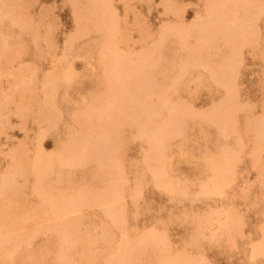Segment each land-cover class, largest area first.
I'll use <instances>...</instances> for the list:
<instances>
[{
  "label": "bare ground",
  "instance_id": "bare-ground-1",
  "mask_svg": "<svg viewBox=\"0 0 264 264\" xmlns=\"http://www.w3.org/2000/svg\"><path fill=\"white\" fill-rule=\"evenodd\" d=\"M36 1H35V3H37ZM70 1H73L76 4L78 3V2H76V0L75 1L74 0H70ZM127 1L128 0H126V2ZM137 1H139V0H137ZM172 1L173 0L169 1V3L172 2ZM197 1H199V0H197ZM209 1L208 0L204 1L203 0V3L205 2L204 5H206V3H208L207 6H206L207 8L206 9L204 8L206 12L203 11L204 13L207 14V16H205V17L201 16L200 17L198 15L197 18H195L196 15H197V14H195V17L192 18V21H191V18H189L188 19L189 21L187 20V22H182V23L178 22V24H176V25L172 23L173 25H175L174 27L177 26L176 28L173 27L174 29H172V26H171L172 24L170 25V23H168L170 25V30L168 28V30H169L168 33L166 31L163 32V30H162L163 28L162 27L165 26L164 27V29H165L169 25L166 23L167 24V26H166V25H164L162 23L163 25L161 27L162 28L161 32H163V33L162 34H158V35H160L159 37H158V35H156V38L158 37V40H156L154 42V43H157V44H155L157 46L158 42H160V43H164L165 42L164 40H163V42H161V40H162L161 37H164L165 40H166V38H169L172 35L177 37L176 39H177L178 43H177V41L175 42V40H174V42L176 44H178L179 47L181 45V48H182L181 50H183V52H185V54H186V55L184 54L186 57H181L182 56L181 53H179L180 55L178 56L179 58H183L184 59V60L182 59L184 62H182V63L180 62L181 63L180 66L183 68V74L182 75H184L187 72V70H190L193 67L201 66L202 68L201 67L200 68L202 69V71L203 70L207 71L205 73L210 72L209 76H210V80L212 79L213 84H216V85L219 84L221 86L220 87L218 85L222 89L221 94H220V99L218 100V102L214 101V102H216L217 105L216 106L215 105L212 106V105L209 104L210 107L206 108L207 110L206 109L203 110L205 106L202 107V109L199 108V109H201L202 112L199 111V109H196V111H194L195 108H197V107H195V108L192 107V109H190L191 106H192V104L190 105V103H188L189 106H190L189 109L186 108V107H188V105L187 106L185 105L186 109H184V107H183L184 105L182 104V106H181V103H179V102H181L183 100V99L180 100L179 98H177V92L179 91V89L177 87H179L178 86L180 84L179 76H181L180 74H179L178 77L176 76V74L178 72L177 70H178L179 65L177 66V68H174V70L176 69L175 70L176 71V73H175L176 78L171 83L172 85L170 84L171 80H168V83L170 85H168L169 87L167 86L168 88L166 90H164V87L161 86L160 83H159L160 86L163 87V88L160 89L159 88L160 86L159 87L156 86V85H159V84L158 83L156 84L155 81H157V80H156L155 76H154L155 77V79H154L155 81L154 82L150 81V77L153 80V76H150L151 75L150 74L151 73V68L156 63V58L159 57V56H157L158 54L155 52L157 50L154 49L155 47H153L154 45L152 44V42L150 43L152 45L149 44L151 46V48L147 47V49L146 48L141 49L142 47L139 46L141 48H137V50L135 49L136 51L134 49H133V51H131L130 50L131 47H128L127 48V50H128L127 53L130 50L131 54H130V52H129V54H124L122 52H125L126 50L120 49V50H122V51H120L119 48L118 49L116 48V46L118 47V44H120V43H121L120 45L125 44L124 41H123L124 43L122 41H120V40H122V38H124L123 35L125 34V32L123 34H120V36L118 38L119 40L116 37H114V36H115L116 33H120L119 31H121V32L123 31L122 29L124 28V26H126V23L122 24V27H121L122 29L121 30L118 28L119 27V23H118V19H117L118 15H116V10L117 9L115 10V8H116L115 0H87V2L89 3L88 5H90L91 8L95 9V10L93 12V16L89 13L91 11H87V16L86 15H83V16L85 18V21L88 20L87 17L88 18L91 17V19H89V21H91L92 17H93L94 20H92L93 23L90 26H92L94 28H98V31H100L101 34L103 35L102 38H104V39L101 38L103 43L101 41L102 44H100L101 46L102 45L103 46L102 47L99 46L100 48L98 50L100 52V50L102 48L101 51L103 53L101 52L102 54L101 53L100 54L103 55L104 58H100L102 60H101V62H98L99 60H93V59H90L89 57H87V58H85V61L83 62V65H85L86 63H89L91 61H95L97 63V66L96 65H93V66L90 65L88 68H85V69L83 68L80 72H74V70L70 66L69 59L76 57V55H79V53L73 52L72 41L77 39V37H79L81 39L80 35L82 34L83 31L86 32V29L88 27L87 26L85 28V26L87 24H84L85 21H84V19L81 18V14L78 15V13H74L76 15V17H74V19H72L73 20V24H74L73 29H72V33H71L72 35L70 34V36H69V34H68L69 37L68 36H67L68 38L66 37L67 40L70 38L69 39L70 43H68L69 40L66 42L67 46H68V44H69V46L67 47V46H65L66 44H64V48L65 47H67V48H65L63 50V52L60 55H58L59 59H57V62L55 63V66L52 69V72L49 71V73H48L47 70H46L44 77L46 76V78H47L46 73L48 74V77L51 76V75H53V77H52V79H51V77H49L47 79L45 78L46 79L45 80L46 85L43 84L44 87H45L43 98L41 100H39L40 98L37 97L38 95L36 96L37 98H39L37 100L44 102L45 104H47L50 107H53L49 111L50 115L46 114V117L44 118L45 124H46V126L44 127L45 129L44 130L41 129L42 127L40 125H38V126H40L41 128H39L37 126L38 128H36V129H38V130L40 129L41 132L40 133L37 132L33 136V138H32L33 139L32 140L33 145H31V141L27 145H26V143H23V142L21 144V141H23V140H20V138H21L20 137L19 138L20 145L15 147L16 148L15 150H17V151L15 152V150L13 151V149H12V151L14 152V154H12L13 155L12 157H13L14 164H11V165L8 164V165H10V166H7L8 168L4 164L5 170L7 169L6 173L5 172H4L5 174L2 173L3 174L2 176L0 174V244L10 243L12 245L13 249L15 250L14 256L9 257L7 260L0 261V264H38L37 263V259L42 256V251H41L42 248L40 249L37 246L38 250L37 249L34 250V247H33L32 243H31V241H32L31 238H33V234H34L32 232V229L36 230L37 226H36V229H35L34 228L35 227L34 224L31 227H29V225H28V222L33 220L35 217H38L39 219L43 220V221L38 220L39 223H37V222L35 223V225H38V227H39V224H42L44 226L45 224H43V223H45V222L48 223V222L51 221L50 223H53L52 221L54 219H58L59 220L56 223L54 222L53 224L49 225L47 228L49 229L50 232L53 230L54 236L58 237V239H59L61 233L65 234V239L61 242V248H60L61 254L59 253V258L61 260H63L64 262H67V260L71 258L73 249H76V248H77V250L78 249H81V250L84 249V250H82L83 253H84V251H85L84 246L86 244L88 246H90L89 243L87 242V240H88L87 238H89V240H90V237H91L90 235L92 233L91 234H87V232H86L89 226L86 227V230L83 228L84 231H85V233H83V234L87 235V238H86L81 233V231H80L81 229L77 230L80 227H82V223H81V226H80V222H81L80 220H82V219H80V220L67 219V218H64L63 215H64L65 212H67L71 208H76V209H82V207L84 208V206H82V205L88 204L89 202H91L92 198L98 199V200L101 199V200H105V201L109 200L111 202V200L118 199L117 197L120 196V195L118 196V194H121V197H123L122 193H119V192L121 191L120 190L121 187H122L121 184H123V183H121V180H123V179L120 178V175H122V173L124 171L122 172V169H121V168H123V166L119 167V165H120V160L123 159L122 158V156L124 155L123 153L127 149V144H124L125 141L123 139V134L128 129L127 127L130 124L131 125L129 126V128L131 126L133 127L134 125L138 126V130H137V126H134V127H136V130H137V131H134V132H136V133L139 132V134H141L144 137L143 143H145V145H146L147 153L149 152V150H151V149L153 150L154 149L153 154H151L150 157L144 156L145 157V158H143L144 160L142 159V163H145L144 165H146V167L148 169L146 171L149 172L150 176H152V181H153L152 184L155 183V185H153L154 187L157 186L156 188H158V187L161 186L160 189H162L163 186L172 187L173 185H171V183L174 182V184L176 185L175 188H177V186H178L179 190L178 189L175 190V188H171V190L173 189V191L170 193V191H171L170 190L169 191L170 194H172L173 192L175 193V191H176L177 195H178V192H179V193L182 194V195H180L181 197H183V195H184V197H186V193L185 192H187V190H189V188H191V189H197L195 191L196 193L195 194L193 193V195H192L193 198L195 196H197V197L199 196L200 197L202 195L203 196L205 195L204 197L209 196V195L210 196L213 195V196L217 197L216 195H218V196H224V198H225V195H226L225 193L226 192H224V191H226L233 184L232 182L234 180V177H232V176H234L237 172L241 171L240 162L243 161V159H245V156H243V154L241 153L242 152L241 149H243V147L240 148L237 145H235L237 143L233 144L232 142L230 144L226 143L225 146H223V147H221V145H219L218 146L219 147L218 153L215 156H209L207 154L196 155L195 153H191L190 151L185 150L182 146H180V143H179V147L176 150H172V151L170 149L167 150V147H169L168 146L169 145V141H171L172 138L174 140L175 136H177V135L180 136L182 131H184L183 130V125H184V128H186V126H189V124L187 125V123H188L187 120H189V122H190L191 121L190 118L193 117V119H195V117H199L200 116V113H202L201 115H202V117H204V120H202V118L200 117L199 120L201 122H199V123H202V124L204 123L203 125H207L208 126L211 122H214L217 126L220 127L219 130L220 129L223 130L222 127L223 128L225 127L224 129L229 127V129H227V130H229L230 133H232V134L233 133H237L240 130V129H236V126L235 127L233 126V123H234L233 121H235L237 119V117H236L237 113L236 112L239 111L238 109H240L241 106L243 107V105L245 104V103H243L244 99L247 98V94H244V91H245L244 83L246 82V74H245V70L242 67L241 56L244 57V58L247 57L245 55V53L243 52V48L247 44L250 45V42H254V44L251 43V46L255 45L253 47V49L258 47V46H256V44H258V43H255V42H257V40L259 38L258 37L259 31L256 30V31H258L257 34H256V32L254 31V28L252 29V27L255 25L253 23L254 22L256 23L255 20L257 19V16L260 15L259 13L263 12L262 10H263L264 7H262L261 5L262 4L264 5V2H263L264 0H262V1L259 0V2L261 3L260 5L256 2L257 3V4L255 3L256 6L253 5V4L257 0H252V1H250V0H214V1L209 0ZM27 2H29L30 4L27 3ZM122 2H123V0H122ZM124 2H125V0H124ZM129 2L130 1H128L127 3H129ZM161 2H163V3L166 2L167 3L168 1L164 0V1H161ZM244 2H247L245 4V6H244ZM22 3H23V1H22ZM41 3L43 4V2H41ZM62 3H64V2H62ZM70 3H72V2H70ZM23 4H25V5L29 4V6L32 7V4H31L30 0L29 1L27 0L26 2L24 1ZM23 4H21V5H23ZM122 4H124L126 6L125 3H122ZM156 4H159V2L156 3ZM160 4H162V3H160ZM45 5L44 6L48 9L47 5H49V4H45ZM53 5L55 6L54 3H53ZM160 6H164V4H162ZM166 6L170 7L171 4L170 5H166ZM178 6L181 7L182 4H179ZM185 6L186 5L182 6L181 8L184 9L183 7H185ZM189 6H191V5H189ZM22 7L20 6V3L19 2L17 3L15 0H0V59L2 57H6L5 59L8 58V59L11 60V58L14 57V53H12L13 50H11V49L14 48V44L15 43L14 44L12 43L11 47H10V45L6 46L8 44V43H6L7 42L6 40L9 39V38H14V39L19 38L20 40H23V35L21 34V31L22 30L24 31V29H26V27L28 28L29 24L30 25L32 24V23H29V21L27 19H26L27 21H23L24 18H25L23 16H25L26 14H29V13H25L24 12L25 15H23V11L25 10V7H23L24 10H22L23 9ZM30 7H27V8L29 9ZM40 7H41V9L38 8V10L42 11V9H43L42 5ZM73 7H74V5H73ZM126 7H127V9L131 8V6L130 7L126 6ZM133 7H134V5H133ZM169 7H167L168 12L172 13V11L169 10ZM172 7L173 6H171L170 9H172L174 11L173 13H175L177 10L176 9L174 10ZM177 7H174V8H177ZM69 8H70V6H69ZM91 8H90V10H91ZM124 8L125 7H123L122 9L124 10ZM202 8H203V5H202ZM51 9H52V7H51ZM53 9H52V11H53ZM74 9H76V8H72V10H74ZM127 9H125V11H123L124 12L123 14L127 13L126 12ZM163 9L166 10V8H163ZM238 9L242 10L241 13L239 14L240 17L239 16L238 17L235 16V13H237L236 15H238V12H237ZM85 10H87V9H85ZM164 10H163V14L165 15V13H167V12L164 11ZM179 10H180V8L178 9V11ZM43 11H44V9H43ZM80 11H84V10L82 9ZM259 11H262V12H259ZM47 12L48 11H46L45 13H47ZM49 12L51 13L50 10H49ZM179 12L182 13L183 11H179ZM179 12H176L177 15H178ZM38 13L42 14L43 12L41 13V12L38 11ZM170 13H167V14H170ZM167 14H166V16H167ZM172 14L170 16H174L175 15V14L174 15H172ZM35 15H37V14H35ZM52 15H54V14H52ZM42 16L44 17V14ZM134 16H137V15H134ZM48 17H50V16L48 15ZM124 17H123V19L125 20ZM142 17H144V16H142ZM28 18L31 19L32 17H28ZM45 18H47L46 15H45ZM50 18H52V20L54 19L53 16L50 17ZM56 18H55V20H56ZM176 18H177V16H176ZM180 18L181 17H179V15H178V19H180ZM37 19L39 21L42 18H38L37 17ZM37 19L34 22H38ZM135 19L137 20V18H135ZM46 20H48V19H46ZM52 20H50V21H52ZM132 20H134V19H132ZM50 21H48V22H49V25L51 26V22ZM41 22H38V25H42V24H40ZM48 22H46V23H48ZM124 22H126V21H124ZM135 22L136 21L129 22V23H133V25H134ZM141 22L143 23L144 21L142 20ZM141 22H138L139 26H140ZM166 22H168V20H166ZM138 23L136 24L137 26H138ZM234 24L237 27L236 29H239V31L238 30H236L234 32L231 31V32H233L231 34L230 30H233L232 27L233 28L235 27ZM252 24H253V26H252ZM49 25L47 24V26H46V24H45V26L44 25L42 26V34H44L43 33V29H46V28H43V27L49 28L50 27ZM88 25H89V23H88ZM127 25H128V23H127ZM133 25H128V26H131V28H134L135 25L134 26ZM244 25H246V26H244ZM263 26H264V23H263ZM241 27H243V28H241ZM254 27H257V25H255ZM258 27H259V30H261V24L260 23L258 24ZM32 28L33 27L30 26V29H32ZM34 29H36V27H34ZM38 29H39V27H38ZM50 29L51 28H49V30ZM140 29L143 30L142 28H140ZM263 29H264V27H263ZM28 30H29V28H28ZM28 30L26 29L25 31H28ZM124 30H126V28ZM135 30H137V28ZM46 31H48V30L46 29ZM52 31H53L52 32V34H53L54 30H52ZM87 31H89V30H87ZM98 31L96 32V29H95V32L99 33V35H100V32H98ZM146 31H148V29H146ZM146 31H144V36L142 35V33L140 34L141 36H143L141 38L144 39ZM159 31L160 30H158V32ZM132 32H131V34H132ZM161 32H159V33H161ZM31 33H32V31H31ZM36 33H39V32H36ZM150 33L152 35L151 34L149 35V32L146 33L147 34V36H146L147 38H152L153 37L154 33H152V32H150ZM235 33H236V35H235ZM35 34H33V36ZM40 34H41V32H40ZM62 34H63V31H62ZM62 34H61V36H62ZM86 34H87V32H86ZM163 34L166 35V36H163ZM210 34L212 35V37H210ZM47 35H51V34H47ZM116 35L118 36V34H116ZM126 35H127V33H126ZM126 35H125V38H126ZM148 35H149V37H148ZM167 35H168V37H167ZM254 35H257V36H254ZM81 36H83V35H81ZM121 36H122V38H120ZM252 36H254V38H256L257 40L256 39H255L256 41L254 39L252 40L251 39ZM35 37H36V35H35ZM130 37L131 36H129V39H130ZM263 37H264V35H263ZM45 38H46V35H45ZM190 38L194 39V40H192V41H194V43L193 42L192 43L189 42ZM211 38H212V40H211L212 41V46H213V43L215 41H217V40H219V41L225 40V43L224 42L223 43H224V46L226 48H224V46L221 45L225 49V53L226 54L223 52V54H225V56H224L225 59H223L224 57H222V59H221V56L219 58V55H218V57L215 56L217 54L212 53L213 49L210 47V49L212 50L211 53L214 54L213 56L220 59L219 61L217 60V62H214L216 64H219L218 67H210L212 65V62H211L210 66H209L210 63L207 64V62L210 60V58L213 57V56H211V57L208 56L209 54L207 55V53H206V51H208L207 48H209L208 47V43L209 42H207V41L210 40ZM46 39H48V38H46ZM126 39H123V40H126ZM138 39H140V37L139 38H135L134 37V40H133V42L131 41V44H134V41L136 43H138L137 41L146 40V39H144V40L143 39L138 40ZM173 39H175V38L173 37ZM32 40H33V38H32ZM49 41H51V40H49ZM115 41L116 42L119 41L120 43H118V42L116 43ZM172 41H171V43L173 44ZM17 42H18V39H17ZM167 42L168 41L166 40L165 44ZM205 42H207V43H205ZM3 43H6V44H3ZM42 43L46 44V42H43V40H42ZM53 43H51L52 47H53ZM128 43H126V44H128ZM139 43H138V45H140ZM144 43H146V42H144ZM35 44H37V43L35 42ZM51 44H49V45H51ZM204 44L207 45L206 49L203 48L204 46L202 47V45H204ZM12 45H13V47H12ZM21 45H23V44H21ZM149 45H147V46H149ZM161 45H163V44H161ZM166 45H164V46H166ZM16 46H19L17 48H14L16 51H20L22 49L26 51V48L25 47L23 48L22 46H20V44L18 45V43H17ZM251 46H249V47L246 46V47L247 48H252ZM52 47L45 46L44 48H51L52 49ZM179 47H178V50H179ZM162 48H163V46L160 47V50H162ZM201 48L205 49L204 52L206 53V55L203 56V57H202V54L200 52V50H202ZM213 48H215V46H213ZM53 49H54V47H53ZM163 49H165V47ZM15 50H14V52H16ZM40 50H39V53H42V51H40ZM98 50H97V52H98ZM35 51H37V50L35 49ZM219 51H220V47H219ZM263 51H264V49L262 50V52ZM153 52H154L155 55L157 54L156 55L157 57L153 56ZM215 52L216 53L218 52V48L215 50ZM259 52L260 51H258V54H259ZM262 52H261V55L264 54V52L263 53ZM252 53L255 54L254 51H252ZM254 54L251 55V56L252 57L253 56L257 57ZM19 55H22V54L19 53ZM36 55H38V52H36ZM42 55H40V57H42ZM221 55H222V53H221ZM160 56H161V53H160ZM15 57H17V56H15ZM38 57H39V55H38ZM238 57H240V60H241L240 62L238 60ZM261 57H260V59H261ZM19 58L20 57H18L17 59H19ZM201 58H204V60H206V61L209 58V60L206 62V64H207L206 66H205L204 60H202ZM159 59L160 58H158V60ZM174 59H175V57H174ZM260 59H258V60H260ZM10 60H9V62H10ZM175 60H178V59H175ZM261 60H262V63H264V57ZM14 61H16V59ZM179 61H181V60H179ZM203 62H204L203 66H205V67H203L201 65V63H203ZM4 63H1V64H4ZM21 63L24 66L26 64H28V63H26V64L24 63L23 64V61L20 62V64ZM180 63H177V64H180ZM158 64L159 63L157 62L156 65H158ZM177 64H175V65H177ZM260 64H261V62H260ZM6 65H8V64L6 63L5 66ZM11 65H9V66L12 67ZM22 65H21V69L23 70L24 67L22 68ZM18 66H16V68ZM191 66H193V67H191ZM212 66H214V64ZM99 67L101 69V74L103 76L102 79L105 80L104 82H106V84H108V85L110 84L109 86H107L108 88L106 89V94L102 95L101 99H99L100 97H98V100H96L97 102L95 100L93 101V103H91L92 102L91 101L90 104L83 102V106L80 108V110L78 108V110H76L77 112L72 110V111H74V115L72 116L73 119H71V120L72 121L74 120V123H76L75 126H77V128H78V130H77L78 132H76V130H75V135H72L73 137H69L70 138L69 140L66 139L65 140L66 142H62L60 145L57 144L58 141H56V139H54L52 141V143H50V146H49V144L45 143V141H43V139H44L46 133H48L50 130L54 129V127H56L55 125H57V123H55V121L57 120L56 117H55L56 115H52L51 113H53L55 111L57 113L58 120L60 119L59 114L61 115V111L58 109L59 110V113H58V110L56 108L57 102L58 103H60V102L64 103L66 101V99L69 98V96L71 95L72 91L73 90H77V88H81V89L84 88L83 90L90 89L95 84V81H96L95 80V78H96L95 71H97V68H99ZM246 67H248V66H246ZM2 68H0V69H2ZM16 68L14 67L13 69L15 70ZM206 69H208V70H206ZM259 69H262L261 72L263 73L264 72V65H263V68L261 67ZM19 71H20V69L16 73H18ZM155 71H156V69H155ZM193 71H195V70L193 69ZM24 72L25 71L23 70L22 73H24ZM50 72H51V74H50ZM172 72H173V70H172ZM195 72H194V75L196 74ZM16 73H14V74L16 75ZM153 73H154V71H153ZM12 74L10 76H12ZM14 74H13V76H14ZM155 74H156V72H155ZM168 74H170V73H168ZM187 74H189V73H187ZM197 75H199V77H195L194 76V78H193V79H195V81H196V78H202L201 77L202 74L200 75V74L197 73L196 76ZM1 76H3V75H1ZM157 76H159V75H157ZM185 76H186V74H185ZM263 76H264V74H263ZM191 77H193L192 73H191ZM53 78L54 79L57 78V80L59 81L58 85L55 86L56 83H54V84L52 83L53 82ZM173 78H172V80H173ZM207 78H208V76H207ZM261 78H262V76H261ZM5 79H7V78H5ZM33 79H35V77H33ZM33 79H32V82H33ZM140 79H143L142 80L143 83L147 79V81H146L147 84L144 83V86H140V87L142 88L141 89L142 91H143V88L145 87V90L143 92L147 93L149 91L150 95H146V97L150 96V98L152 97L154 99L156 97L155 104H157V106L159 105V107H157L154 104L153 105L155 107H157V109L159 108L157 111L154 109L155 107L153 108V106L152 107L150 106L151 109L149 108V110H151V111H149L147 113H146V111H144V108L145 107H149V105L152 104L153 101L152 102L151 101L148 102L149 98L146 99V97H145L146 93H143L141 91L140 92L142 94L139 93V91H138V89L140 90L139 85H142L143 83L142 84L140 83L139 85H137L138 86L137 87L136 86V84H137L136 81L140 80ZM189 79H190V76H189ZM184 80L185 79H183V81ZM201 80L203 81V79H201ZM205 80H207L206 77H205ZM32 82H31V85H30V83H28L31 87L34 84ZM139 82H141V81H139ZM158 82H161V81L158 80ZM6 83H7V81H6ZM126 83L129 84L128 87L126 86ZM133 83H135V85H133ZM198 83L200 84V82H198ZM263 83H264V80H263ZM48 84H50V85H48ZM152 84L155 85L156 88L158 87L160 90L157 88L159 91L158 90L156 91V90H154L155 88H153V87L151 88ZM208 84L210 85L209 82H208ZM211 84H212V82H211ZM131 85H133V87H131ZM162 85H163V83H162ZM182 85L184 86L185 84H182ZM148 86H150L149 90L146 89ZM186 86H188V85H186ZM27 87H29V86H27ZM35 87L36 86L34 84L33 89L31 88L30 90L31 91L35 90L34 89ZM56 88H60L61 90L58 92L57 90H55ZM128 88H129V90H128ZM134 88H136L137 92L134 91ZM165 88H166V86H165ZM198 88H199V86H198ZM201 88H202V86H201ZM151 89H153L155 92L153 90H151ZM181 89H182V86H181ZM202 89H204V88H202ZM205 89H206V87H205ZM5 90L6 91H4V92H7V89H5ZM130 90H131V93H129ZM132 90L134 91V93L136 92L135 95H134V93H132L133 92ZM150 90L155 93L153 96H152ZM184 90L186 91L187 87H185ZM184 90H182V91H184ZM208 90L206 92H211V91H208ZM21 91L25 92L24 90H20V92ZM37 91H38V89H37ZM190 92L187 91L186 93L189 94ZM9 93H10V96H11V94H13L12 92H9ZM33 93H35V91H33ZM6 94H8V93H5L3 96H6ZM28 94H29V92H28ZM31 94L32 93L30 92V94L28 96L30 97ZM36 94H37V92H36ZM39 94H40V92H39ZM42 94H43V92H42ZM19 95L23 96L24 94H22V93L18 94L17 93L15 96H19ZM136 95H139L138 97H140V98H141V96H143L145 98H141L140 99V98L134 97ZM3 96H0V99ZM10 96H8V97H10ZM13 96H11L12 99H13ZM28 96L26 97V99H25L24 96H23L24 98L23 97L20 98L21 99L20 104H21L22 108H23L22 101L23 100H24V102L28 101V99H29ZM178 96H180V95H178ZM32 97H34V99H35L34 95ZM32 97H30V98H32ZM173 97H175V98H173ZM3 98H5V97H3ZM12 99H10V101ZM18 99H19V97H18ZM18 99H17L16 102L13 100V103L14 104L15 103L19 104V100ZM91 99H93V98L91 97ZM178 99H179V102H177ZM2 100L3 99H1V103H3ZM5 100H7V99H4V102H5L4 104H5V108H6V106L10 105L11 103H10V101H5ZM8 100H9V98H8ZM37 100H35V102L34 101L33 102L36 103ZM98 101H100V105H101L100 107H98ZM6 102H9V104H7ZM33 102L31 101L32 104H33ZM1 103H0V105H2ZM37 103H38V101H37ZM14 104L13 105L11 104L12 106H14V109H17L16 107L20 106V104L16 105V106ZM25 104H26V102H25ZM25 104H24V106L26 107L27 105H25ZM169 104H171V105H169ZM185 104H187V103H185ZM42 105H44V104H42ZM206 106H208V105H206ZM261 106H264V105L262 104ZM2 107H3V105H2ZM38 107H40V106H38ZM245 107H243V108H245ZM249 107H250V110H251V106H248L247 108H249ZM252 108H253V106H252ZM259 108H261V107H259ZM8 109L9 108L7 106V110ZM19 109H21V108H19ZM29 109L25 108V110H29ZM53 109H54V111H53ZM262 109H263L262 110L263 112L260 109V112H262L261 113L262 115L258 114V115H260V117L256 118V116H255L253 121H251L252 118L250 117L251 118L250 123H248L246 125V127L244 126L245 129H243V130H245V131L242 130L243 132H241V137L244 135V137H246L245 140H247V141L251 140L252 142H254L255 146H256V144H259V143L264 144V140H263L264 139V137H263V134H264V132H263V128H264V108H262ZM7 110H4V111H7ZM25 110H23L22 112H24ZM197 110H198V112H197ZM4 111H3V113H4ZM30 111L29 112L27 111V114H23V118H25L26 116L30 117L31 116V112H33L34 110L31 111V112ZM46 111H45V113H47ZM8 112L5 113L4 115L7 114V116H8ZM22 112H20V114H19L18 111H17V113H18L17 116H19V115L22 116ZM39 112L37 114V117H38V115H40V117L42 116L41 114H39ZM243 112H246V111H243ZM34 115H35V113H34ZM20 118H22V117H19L17 119H20ZM23 118H22V121L20 119V121L17 122V124L18 123L20 124L21 122L25 124L27 118L24 121H23ZM205 118L208 119V120L206 121ZM1 119H2V117H1ZM3 119L0 120V123H1V121H3ZM209 120H211V121L208 122ZM7 121L9 122V118H8V120L6 119V122ZM38 121H40V120H38ZM196 121L197 120H194L193 123H195ZM205 122H207V123H205ZM248 122H249V120H248ZM245 123H247V118H246V122ZM1 124H0V126H1ZM13 124H14V122H13ZM13 124H12V126H13V128H15L17 124L15 125V127H14ZM24 124H23V127H24ZM8 125L10 126V122L8 123ZM79 125L81 126L80 130H79ZM213 125L210 124V127L212 126V128H213ZM237 125H238V122H237ZM17 127L19 129V125H17ZM23 127L21 126L20 130L24 129ZM5 128H7V127H5ZM10 128H11V126H10ZM95 128H96V130H95ZM217 128L215 130L218 132ZM30 129L32 130V128H30ZM4 130H2V131H4ZM8 130H10V129H8ZM26 130H27V132L30 131L29 129H26ZM5 132H6V130H5ZM27 132H25V133H27ZM184 132H186V131H184ZM220 132H222L223 135L225 133L224 130L223 131H219L218 133L220 135L217 134L218 136L222 135V133H220ZM136 133L131 134L132 137H134V136L137 137V135H135ZM228 133L229 132H227V134ZM259 133H261V134H259ZM183 135H185V134H183ZM5 136H4V138H6ZM65 136L67 137L68 135H65ZM10 137H12V136H9V138ZM129 137L131 139V136H129ZM14 139H16V138L14 137ZM222 139L225 140V138H222ZM230 140L234 141L233 139H230ZM62 141H64V140H62ZM126 141H129V140H126ZM251 141H249V142H251ZM4 144L3 145L0 144V146L4 147ZM15 144L18 145V143H15ZM219 144H221V143H219ZM223 144H224V142H223ZM251 144L254 145L253 143H251ZM261 144H260V146H261ZM29 145H31V147H32L31 149H29ZM141 145H142V143H141ZM10 146L11 147H9V148H12L14 145L13 146L10 145ZM57 146H58V148H56ZM245 146L247 147V145H245ZM255 146L253 147V149L251 148V150H253V154L251 153L252 156L256 154V153H254V151L258 150V149L254 150ZM260 146H258V147H260ZM9 148H8V150L6 149L7 150V154H5V155L11 154V151L9 150ZM59 148H60V151H59ZM141 148L142 147H140V150H142ZM260 148H262V147H260ZM262 150L263 149H260V153L262 152ZM145 151H144V148H143V153ZM258 151H257V153H258V156H259L260 153ZM2 153H4V152H1L0 155H2ZM147 155H149V154H147ZM248 155H250V154H247L246 156H248ZM251 155L249 157H251ZM255 156H257V155H255ZM255 156L251 157V158H255ZM10 157H11V155H9V157H8L9 158V163L12 161V158H10ZM130 160L131 159H129V161ZM132 160H134V159H132ZM252 160H255V159H252ZM254 162H257V160H255ZM133 163H134V161H133ZM88 164H93L94 165V169L92 168L93 169V173H91L92 176H90V175L89 176L92 177V178L94 177V179H97L96 181L101 182L100 180H103V179L106 180V178L107 179H110V178L115 179L116 178L118 180V182H119V178H120L121 179L120 180L121 184H117V185L113 184L108 189V194H106V195H101V194L96 193V195L98 194L96 196L97 198L95 197V195H93L91 193H90L91 195L90 194L82 195L79 190H77V189L74 190L75 186L73 184L75 182V176H74V171H72L71 169H73V167H75L77 165H81L83 167V165H88ZM258 164H259V162L256 165L258 166ZM84 167H86V166H84ZM250 169H251V167H250ZM253 169H254V167H253ZM253 169H251V170H253ZM5 170H3V171H5ZM244 170L245 169H243V171ZM259 170L261 171L262 169H259ZM135 171H136V169H135ZM91 172H92V170H91ZM167 173L168 174H172V175L178 173L179 174L178 175L179 178H177L178 181L176 179L173 180V178H175V177L167 176ZM241 173H242V171H241ZM260 173L262 175L263 170ZM143 174H145V173L143 172ZM135 176H136V174H135ZM141 176H142V179H143V175H141ZM228 176L231 179H233V180L228 179L229 178ZM131 177H132V175H131ZM132 178L134 179V177H132ZM137 178L139 179L140 177L137 176ZM133 179H132V181H134ZM150 179H151V177H150ZM254 179L256 180V177ZM136 181H137V179H136ZM178 182L181 185H178ZM253 183H251V184H253ZM62 184L66 185V187H68V191H70L69 193H67L66 191L65 192H60L59 189L62 186ZM135 184H133L134 188H136L137 185L138 186L142 185L140 183V180H139L138 184L136 182H135ZM168 184L171 185V186H169ZM242 185H244V182H242ZM124 187H127V186L124 185ZM140 188L141 187H138V188L134 189L135 190L134 192H136L137 194L134 195V193H133L129 197L133 199V197L137 196L138 194H139L138 196L140 197L141 196L140 194L142 193V192H139V191H141ZM186 188H188V189H186ZM240 188L242 189V186ZM262 188L264 189V187H262ZM137 189H139V190L137 191ZM164 189H162V190H164ZM91 190H93V189L91 188ZM94 191H96V189ZM129 191H131V190H129ZM164 191L168 193V191L166 189ZM243 191H245V190H242L240 193H242ZM248 191H246V192H248ZM129 193L131 194V192H129ZM150 194L153 195L154 192H152V190H151ZM242 194L246 195L245 193H242ZM253 194H255V193H253ZM190 196H191V194H190ZM26 197L31 198V200L28 201V199ZM229 197H230V195H229ZM231 197L233 198L234 196L231 195ZM244 197H243V200L245 199ZM102 198H104V199H102ZM127 198H128V196H127ZM247 198H249V197H247ZM255 198H256V196H255ZM260 198H262L261 200L264 199V193L260 195ZM122 199H124V198H120L119 200H122ZM119 200L114 201L115 204H114L113 201L111 203L114 204L113 206L116 205L115 207L117 208L118 206H117L116 202L119 201ZM135 200L137 201L136 198H135ZM25 201H26L27 207L24 206V202ZM132 201H133V205L131 204L132 205L131 207L134 208L133 206L136 205L137 203H134L135 202L134 199ZM205 202H207V201L203 200V199L200 200V203H205ZM209 202H210V198H209ZM259 202H260V200H259ZM130 203H132V202H130ZM120 205H119V207H120ZM230 205L229 206L225 205V207H228L229 210H233V211L236 212L237 209L234 210L235 207L230 209L231 208ZM251 205H252V203L249 204L247 207H250ZM79 206H81V208ZM123 206H124V204L122 203V206L120 208H117V209L115 208V210H114V207L112 208L111 206H109L111 208H108V210H106L107 212L104 211L105 214L107 215V216L105 215L106 216L105 218L112 217V218H110L111 221L116 219L117 221L116 220L115 221L118 222V219H119V221L121 220V222H119V223H123L124 222L123 220H125V218H123V217H125L124 214L126 213V211H124V207ZM86 208H88L87 205H86ZM138 208H139V206H138ZM138 208H135L136 211L134 209V211H135L134 213H138L137 212ZM218 208L222 209V206H220ZM210 209L215 210L214 208L211 207V208L207 209L208 213H206V212H204V213H206L207 217L210 216V220H213V218H211V217L213 215L215 216L217 213L215 212L216 214H213V215L210 214V212L213 211V210L209 211ZM151 210H150V212H151ZM216 210L219 213L220 210L219 211H218V209H216ZM248 211H249V208L247 210H245V215L248 214ZM79 212L81 213V211H79ZM192 212L195 213L194 211H192ZM197 212H198V210H197ZM263 212H264V210L262 211V213ZM100 213H102V212H100ZM103 213H102V216H104ZM187 213H188V211H187ZM221 213H222V211H221ZM226 213H228L227 210H226L225 213H222V214L225 216ZM190 214H192L191 210H190ZM201 214L203 216L202 211H201ZM222 214H221V216H222ZM239 214H241V213H239ZM92 215L93 214H91V216ZM132 215H135V214H132ZM185 215H187V214L185 213ZM196 215H194V216H196ZM235 215L237 216L236 220L239 221V217L238 216H240V215H238L237 212H236ZM81 216H83L82 213H81ZM183 216L184 215L182 214V217ZM191 216L190 217L193 219V214ZM198 216H200V215H198ZM202 216H200V217H202ZM217 216H219V215H217ZM233 216H234V214H232V216H230V218L232 220H235V219L232 218ZM261 216L264 217V215H261ZM52 217H57V218L53 219ZM86 217L87 216H85L83 218H86ZM132 217H134V216H132ZM184 217H186V216H184ZM226 217H225V219H227ZM50 218H52V219L49 220ZM136 218L134 217V219H136ZM177 218H178V216L176 217V219ZM203 218H204V220H207V219H205V217H203ZM219 218H220V216H219ZM192 219H190V220L192 221ZM195 219H198V217H196ZM225 219H222V221H224ZM231 219H229V216H228V220H226V221L229 222V220H231ZM241 219H242V216H241ZM198 220L201 221L202 219H198ZM204 220H203V222L205 223ZM217 220L215 218V221H217ZM155 221L157 222L158 219L155 220ZM161 221L162 220L159 219V222H161ZM78 222H79V224H78ZM208 222L209 221L206 222V225L207 226L209 225V228L213 227L211 225V223L213 221L210 222L209 224H208ZM241 222L242 221H240V223ZM91 223H93V222L91 221ZM200 223H199V225H200ZM217 223H220V221L218 220ZM230 223H231V221H230ZM230 223H229V225H230ZM123 224L125 225L126 222H124ZM161 224H163V222ZM180 224H181V222H180ZM237 224L240 225L238 222H237ZM242 224H244V222ZM78 225H79V227H78ZM121 225L122 224H120L119 227ZM191 225H192V223H191ZM201 225H202V223H201ZM233 225H234V223H233ZM233 225L230 226V227L233 228ZM244 225H242V226H244ZM263 225H264V219H263V222H261V225L258 226L262 230L261 229L260 230L259 229L256 230L257 235L259 236V238L254 240V242H252V240H251V242H249V245L251 244V248H249V250H251V251L250 252L248 251V252L251 255L247 258V260L251 261V263L245 262L246 261L245 260V261H243L245 264H247V263L248 264H257V263H254V262H256V260H260V258L264 257V227H262ZM83 226H84V224H83ZM100 226H101V224H99L98 227H100ZM197 226H198V223H197ZM227 226H228V224H227ZM227 226L225 225L224 229L225 228L227 229ZM236 226H234L235 229L237 228ZM95 227H96V224H95ZM122 227L118 228V230H122ZM149 227L151 228V226H149ZM205 227L206 226H204V229H205ZM41 228L43 229V227H41ZM41 228H39V230ZM44 228H45V226H44ZM47 228H45V230ZM124 228H123V230H125ZM134 228H132V229H134ZM240 228H241V226H240ZM137 229H135V230H137ZM155 230L153 232H147V231L143 232V231H145V229H144L142 231L143 233L141 234L142 235L141 238H138L140 236H137V234H136L137 238H135V236H134V238L130 237V238H132L131 240H129L130 238L129 239L127 238L129 241L128 240L119 241V244H118L119 247L116 245L118 247L117 248L118 250L117 249H115V250L111 249L114 252L111 255L108 254L109 258H107V257L105 258V256H107V255L104 256L105 259H108V261H106L107 262L106 264H121V263L122 264L123 263L138 264V263H136V261L138 260V262L140 263V261H139V259H140L139 253L141 254L140 249L143 250L144 248H146V249L150 248L149 253L152 256V258L156 259V262H155L154 259H152V260H154V262L156 264H193L195 262L193 260L196 259L197 254H196V257L193 260H191L192 258L189 256L190 258H188V259L186 258L185 259V257H184L185 260H182V261H181L180 258L183 259V256L182 257H177V255H175V253L170 254V252H169L170 249H167V243H169L170 241L167 242L168 239L164 235H162V238H161V235H159L160 233H162L161 231L159 232V234L156 233L157 235L154 234ZM225 230H224V232H225ZM227 230L231 231L232 229L229 228ZM18 231H23V232H18ZM42 231H44V229ZM42 231H41V233L40 232L39 233L42 234L43 233ZM79 231H80V234H77ZM106 231H104V234L106 233L105 235H108V238H109V236L111 237L112 235H109L110 231H107V232ZM128 231H130V230H128ZM198 231L200 232V230L197 228V232ZM202 231L203 230H201V232L199 233L200 236H201V234L204 233V232L202 233ZM213 231L214 230H212V233H213ZM228 231L226 233L227 235L226 234L225 235L228 236V238H229L230 234L228 233ZM17 232L21 233V235H18ZM121 232L125 235V233H124L125 231H121ZM224 232H223V234H224ZM232 232H234V231H231V234L234 235V233H232ZM241 232H242V229H241ZM241 232H239V233L241 234ZM29 233H32V235H29L28 242H24V243L18 242V240L23 237V234H24V236H26ZM118 233H120V232L118 231ZM122 233H121V237L124 236V235H122ZM140 233H139V235H140ZM163 233H164V231H163ZM207 233L210 234V230L209 229H208ZM212 233L209 235V237H210L209 240H211V242H212L211 237H214L213 236L214 234L212 235ZM214 233L216 235V231ZM240 234L236 233L237 236H241ZM77 235H79V236H77ZM196 235H197V233H195V236ZM199 235H198V237H199ZM206 236H207V234H206ZM218 236H220V235L218 234ZM218 236H216L217 237L216 242L219 239ZM221 236H224V235H221ZM113 237H111V239ZM207 237L204 240H206ZM216 237H215V239H216ZM242 237H243V235H242ZM163 238H165L167 240L164 241ZM231 238H233V237H231ZM93 239H94V237H93ZM133 239H135V240H133ZM196 239H198V238H196ZM234 239L235 238H233L230 241H233ZM29 240H31V241H29ZM101 240L103 242V245L104 244H109V243L111 244V242L114 241V240H110V242L105 243L104 239H101ZM191 240H192V238H191ZM106 241H108V240H106ZM193 241H195V238L193 239ZM226 241H227V243L229 242L228 239ZM92 242H95V239L92 240ZM92 242L90 244H92L93 247L95 245L97 246L98 240L96 241L97 244L95 243V245H93L94 243H92ZM165 242H167V243H165ZM234 242H235V240H234ZM190 243H192V242H190ZM195 243H198V241L197 242L195 241ZM229 243H231V242H229ZM173 244L175 245V243H173ZM184 244H185V242L182 244V246ZM75 245L76 246L78 245V247H76ZM80 245L82 246L81 248H80ZM114 245H113V247H114ZM190 245L192 246V244H189V247H190ZM116 246H115V248H116ZM186 246H187V242H186ZM215 246H217V244ZM109 247H107V248L109 249ZM88 248L89 247H87V249ZM101 248H103V247H101ZM181 248L184 249V247H181ZM106 249L103 248V250H101V251H104ZM101 251H100V254L102 253ZM143 251L146 252V250H143ZM180 251L181 250H179V252ZM58 252H59V249H58ZM58 252L56 251V253H58ZM73 252H75V250ZM86 252H87V250L85 251V253ZM93 252H95V251H93ZM93 252H91V253L93 254V257H94V254H96V253H93ZM100 254H99V256H100ZM73 255L75 257V253H73ZM102 255H104V254H102ZM181 255H183V252L181 253ZM191 255L193 256V254H191ZM185 256L187 257L188 255L186 254ZM81 257H83V256H81ZM96 257H94V259H96ZM79 258H80V256H79ZM91 259H90V261H91ZM94 259H92L91 262H93ZM204 259L207 260L206 258H204ZM84 260H85V258H84ZM86 261H89V259L86 260ZM56 262H58V261H55L54 263H56ZM97 262H98V260H96L95 263H97ZM196 262L198 264V262H199L198 259L196 260ZM202 262L204 263V261H202ZM75 263H76V261H75ZM42 264H49V262H48V260H46ZM71 264H73V263H71Z\"/></svg>",
  "mask_w": 264,
  "mask_h": 264
},
{
  "label": "rangeland",
  "instance_id": "rangeland-1",
  "mask_svg": "<svg viewBox=\"0 0 264 264\" xmlns=\"http://www.w3.org/2000/svg\"><path fill=\"white\" fill-rule=\"evenodd\" d=\"M17 3L19 2L20 3V6L22 7H25V10H24V8L22 9V10H24L23 11V15H25V13H29V14H26L25 16H23V17H25L24 18V20L23 21H29V23H32L31 25L29 24V26H28V28H29V30H28V28L26 27V29L28 30V31H25L26 29H24V31L22 32L21 31V34L23 35V40H20L19 38H17L18 39V42H17V39H14V38H9V39H7L6 41V43H8L6 46H8V45H10V47H11V44L13 43H15L16 45H17V43H18V45L20 44V46H22L23 48L25 47L26 48V51L25 50H20V51H16L14 48H17V47H19V46H16L15 44H14V48H12L11 50H13V52L12 53H14V59L13 58H11V60L10 59H5L6 57H2L1 59H0V68H2V69H0V76L1 75H3V76H1L0 77V91L2 92H0V96H3L5 93H8V94H6V96H3V97H5V98H3V97H1V99H3L2 100V102L3 103H1V99H0V103L3 105V107H2V105H0V120H2L3 118V121H1V126H0V144H4V147L3 146H0V154H1V152H4V153H2V155H0V174H1V176L3 175V174H5L6 173V170H5V166L7 167V166H10L11 164H14V161H13V155L12 154H14V150L16 149L15 147H17V146H19L20 145V141H19V138H20V140H23V141H21V144H22V142L23 143H26V145L27 144H29V142L31 141V145H33V142H32V138H33V136L38 132V133H40L41 131H40V129L38 130V129H36V128H41V129H45L44 127L46 126V124H45V120H44V118L46 117V114H49V111H50V109H52L53 107H50V106H48L47 104H45L44 102H42V101H39V100H41L42 98H43V96H44V91H45V87H44V85H46V83H45V80L47 79V78H49V77H51V79H52V77H53V75H51V76H49L48 77V74L46 73V75H47V78H46V76L44 77V75H45V72H46V70H47V72L49 73V71H51L52 72V69H53V67L55 66V63L57 62V59H59L58 58V55H60L62 52H63V50L65 49V48H67L68 46H69V44H68V46H67V44H66V42L70 39H66V37L68 36V34H69V36H70V34L72 33V29H73V26H74V24H73V20L72 19H74V17H76V15L74 14V13H78V15H80L81 14V18L82 19H84V21H85V18H84V16L83 15H86L87 16V11H91V12H89L92 16H93V12H94V10L95 9H92L91 8V6L90 5H88L89 3L87 2V0H76V2H78L77 4L76 3H74L73 1H70V0H35L37 3H35V1L34 0H30V2H31V4H32V7H30L29 6V2H27V3H29L28 5H25V4H23L24 3V1L26 2L27 0H15ZM21 1V2H20ZM22 1H23V3H22ZM29 1V0H28ZM34 1V2H33ZM54 1V2H53ZM72 2V3H70V2ZM75 1V0H74ZM128 1H130L129 3H127ZM127 2H126V0H125V2H124V0H123V2H122V0H115V4H116V8H115V10H116V15H118L117 16V19H118V23H119V29L121 30L122 28V24H124V23H126V26H124V28L122 29L123 31L121 32V31H119L120 33H116V34H118V36L115 34V36L114 37H116L117 39L119 38V36H120V34H123L124 32H125V34L123 35L124 36V38H122V36L120 37V38H122V40H120V41H124L125 42V44H122V45H120L121 43L119 42V41H117L118 43H120V44H118V47L116 46V48L118 49L119 48V50L120 49H122V50H126L125 52H122V53H124V54H129V52H130V50L131 51H133V49L135 50H137V48H141V49H143V48H146L147 49V47L148 48H151V46L150 45H154L153 47H155L154 49L155 50H157V51H155L157 54V56H159V57H157L155 54H154V52H153V56H156L157 58H156V63L152 66V68H151V75L150 76H153V80H152V78L150 77V81H152V82H154L155 80V77H156V80L157 81H155L156 82V84L158 83H160L161 84V86H163L164 87V90H166L169 86L168 85H170L173 81H174V79L176 78V76L178 77L179 76V74L181 75V76H179V79H180V84L178 85L179 87H177L178 89H179V91L177 92V98H179L180 100H182L181 102H179V99H178V101L177 102H179V103H181V106H182V104L184 105L183 107H184V109H186V108H188L189 109V104L188 103H190V105L192 104V106H191V108L190 109H192V107H197V108H195V110L194 111H196V109H199V108H201L202 109V107H204V109L203 110H205L206 108H208V107H210L209 106V104L210 105H217L216 104V102H218V100L220 99V94H221V91H222V89L218 86V85H216V84H213V81H212V79L210 80V72H208V73H205V72H207V71H202V67L201 66H196V67H193V66H191V67H193V68H189L190 70H187V72L185 73L186 74V76H185V74L184 75H182L183 74V68L180 66L181 65V63L182 62H184L183 60V58H179L178 56L180 55L179 53H181V57H186L185 55V52H183V50H181L182 48H181V45H180V47H179V45L178 44H176L175 42L177 41V37H175V36H170L169 38H166V40L168 41L166 44H165V42H166V40H165V38L164 37H161V42H163V40L165 41L164 43H160V42H158V45L156 46L155 44H157V43H154L156 40H158V37L160 36V35H158V34H162L164 31H166L167 33H168V31L170 30V25L173 23V24H178V22L179 23H182V22H187V20L189 19V18H191V21H192V18L193 17H195V14H197L196 15V17L195 18H197V16L199 15L200 17L202 16H207V14L206 13H204L203 11H205V9L207 8L206 6H207V4L208 3H206V5H204V3H203V0H199V1H197V0H173L172 2H170L169 3V1H171V0H166V1H168L167 3L165 2V3H163V2H161V1H164V0H139V1H137V0H128ZM141 1V2H140ZM150 1V2H149ZM205 1V0H204ZM207 1V0H206ZM209 1V0H208ZM211 1H214V0H211ZM250 1H252V0H250ZM260 1H262V0H260ZM41 2H43V4L45 5V4H49V5H47L48 6V9L41 3ZM62 2H64V3H62ZM147 2V3H146ZM159 2V4H156V3H158ZM190 2V3H189ZM210 2V1H209ZM258 3L259 5L261 4L260 2H259V0H257V1H255L254 2V4L253 5H255V3ZM264 2V1H263ZM53 3L55 4V6L53 5ZM122 3H125L126 4V6H131V8H129V9H127V7L124 5V4H122ZM155 3V4H154ZM160 3H162V4H164V6H160V5H162V4H160ZM184 3V4H183ZM247 2H244V6H245V4H246ZM253 3V2H252ZM256 3V4H257ZM21 4H23V5H21ZM63 4V5H62ZM65 4V5H64ZM77 6H76V5ZM85 4V5H84ZM171 4V6H173L172 8L175 10H177L176 12H179V11H183L182 13H178V15H179V17H181L180 19H178V15H177V13L175 12V13H173L174 11L172 10V9H170L171 8V6L169 7V6H166V5H170ZM176 4V5H175ZM179 4H182V6H184V5H186L185 7H183L184 9H182L181 7H179L178 5ZM197 4V5H196ZM249 4V3H248ZM42 5V7H43V9H44V11L46 12V11H48L47 13H45L44 11H43V9H42V11H40V10H38V8H40L41 9V7L40 6ZM73 5H74V7H73ZM122 5V6H121ZM133 5H134V7H133ZM156 5V6H155ZM158 5V6H157ZM189 5H191V6H189ZM194 5V6H193ZM196 5V6H195ZM202 5H203V8H202ZM69 6H70V8H69ZM166 6V7H165ZM180 8V10L178 11V7ZM256 6V5H255ZM262 7H264V5L262 4L261 5ZM27 7H30L29 9L27 8ZM51 7H52V9H53V11H52V9H51ZM123 7H125L124 8V10L122 9ZM167 7H169V10H171L172 11V13H170V12H168V9H167ZM174 7H177V8H174ZM50 8V9H49ZM72 8H76V9H74V10H72ZM78 8V9H77ZM89 8V9H88ZM90 8H91V10H90ZM163 8H166V10H164ZM205 8V9H204ZM28 9V10H27ZM46 9V10H45ZM84 10V11H80V10ZM85 9H87V10H85ZM125 9H127L126 10V14H123L124 12L123 11H125ZM148 9V10H147ZM182 9V10H181ZM49 10L51 11V13L49 12ZM72 10V11H71ZM79 10V11H78ZM93 10V11H92ZM163 10L164 11H166L167 13H170V14H167V13H165V15L163 14ZM28 11V12H27ZM38 11L39 12H43L42 14H40V13H38ZM74 11V12H73ZM241 11L242 10H237V12H238V15H236L237 13H235V16H239L240 17V13H241ZM263 11V12H262ZM262 11H259V12H262V13H259L260 15H258L257 16V19L255 20L256 21V23L254 22L253 24H255V25H257V27H254L253 26V24H252V29L254 28V31L256 32V34H257V32L259 31V33H258V40L256 39V38H254V36H257V35H254V36H252L251 37V39L253 40H257V42H255V43H258V44H256V46H258V47H256L255 49H253V47L255 46V45H253V46H251V43H253L254 44V42H250V45L249 44H247L246 46L247 47H249V46H251L252 48H247L246 46L243 48V52L245 53V55L247 56L246 58H244V57H242L241 56V59H242V67H243V69L245 70V74H246V82L244 83V89H245V91H244V94H247V98L246 99H244V102L243 103H245L244 105H243V107H245L246 105V107L245 108H243L242 106H241V108L240 109H238L239 111H237L236 113V117H237V119L235 120V121H233L234 123H233V126L235 127L236 126V129H240L237 133H230V131L229 130H227V129H229V127H227L226 129H224L223 127H222V129L224 130V135H223V133L222 132H220V133H222V135L221 136H218L217 134H219L218 132L219 131H223V130H219V126H217L214 122H211L210 124L211 125H213V128H212V126L210 127V124L207 126V125H203L202 123H199V122H201L200 120H199V118L201 117L202 118V120H204V117H202V113H200V116L199 117H195V119H193V117L192 118H190L191 119V121L189 122V120H187V125L189 124V126H186V128H184V125H183V130L184 131H186V132H184V131H182V133H181V135L180 136H175L174 137V140H173V138L171 139V141H169V147H167V150H176L178 147H179V143H180V146H182L185 150H188V151H190L191 153H195L196 155H202V154H207V155H209V156H215L217 153H218V150H219V145H221V147H223V146H225V144L226 143H233V144H235V143H237V144H235V145H237L238 147H243V149H241V153L243 154V156H245V159H243V161H241L240 162V164H241V171H242V173H241V171H239V172H237L234 176H232V177H234V180L233 179H231L229 176V178L228 179H231V180H233V184L226 190V191H224V192H226L225 194V198H224V196H218V195H216L217 197H215V196H213V195H209V196H206V197H204L203 195V197L202 196H195L194 198L192 197V195H193V193L195 194L196 192V190L197 189H191V188H189V190H187V192H185L186 193V197H184V195H183V197H181L180 195H182L181 193H179L178 192V195L176 194L177 192L175 191V193L173 192L172 194H170L172 191H173V189L171 190V188H175V184H174V182H172L171 183V185H173L172 187H168V186H163L162 187V189H166L167 191H168V193H169V191H170V193L168 194L167 192H165L164 190H162V189H160V187H158V188H156V187H154L153 185H155V183L154 184H152L153 183V181H152V176H150V174H149V172H147L146 170H148L147 169V167H146V165H144L145 163H142V159L143 158H145L144 156H147V157H150V155L151 154H153V151H154V149L152 150H149V152L147 153V150H146V145H145V143H143V141H144V137L141 135V134H139V132H134V131H137L138 130V126L137 125H134V126H137V130H136V127H130L129 128V126L131 125H129L127 128V132L125 131L124 132V134H123V139H124V144H127V149L124 151V157L122 156V158L123 159H121L120 160V165H119V167H122L123 166V168H121L122 169V175H120V178L121 179H123V180H121L120 178H119V182H118V180L115 178V179H112V178H110V179H107L106 178V180L105 179H103V180H100L101 182H99V181H96L97 179H94V177L92 178V177H90V176H92L91 175V173H93V169H94V165L93 164H88V165H83V167L81 166V165H77V166H75V167H73V169H71L72 171H74V176H75V182H74V190L75 189H77V190H79L80 191V193L82 194V195H87V194H93V195H95V197L98 195V194H101V195H106V194H108V189L113 185V184H115V185H117V184H121V183H123V184H121V191L119 192V193H122V196L123 197H121V194H118V196L119 197H117L118 199H115V200H111V202L113 201H116V200H119L120 198H124V199H122V200H119V201H117L116 203H117V208H120L121 206H122V203L124 204V211H126V213L124 214L125 215V217H123V218H125V220H123L124 222H126V224L124 225L123 223H119V222H121V220L119 221V219H118V222H116L115 220H110V218H112V217H109V218H105L107 215L105 214V212L104 211H106V210H108V208H111L114 204H115V202H114V204L113 203H111L109 200H107V201H105V200H101V199H94V198H92V200H91V202H89L88 204H84V205H82V206H84V208L82 207V209H76V208H71V209H69L67 212H65L64 213V218H67V219H77V220H80V219H82V220H80L81 222H80V226H81V223H82V227H80L79 229H77V230H80L81 231V233L83 234V233H85V231H84V229L86 230V227H88V229H87V234H91L89 237H90V240H89V238H87V235H84V237H86L88 240H87V242L89 243V245L90 246H88L87 244L84 246V248H85V251L87 250V252L85 253V251H84V253H83V251L82 250H84V249H78L77 250V248L76 249H73V251L75 250V252H73L72 251V255H71V258L70 259H68L67 260V262H64L63 260H61L60 258H59V253L61 254V252H60V248H61V242L65 239V234L64 233H61L60 234V237H59V239H58V237H55L54 236V234H53V230L50 232L49 231V229L47 228L49 225H51V224H53L54 222L56 223L57 221H59L58 219H54V218H57V217H52L54 220L52 221L53 223H50V222H48L49 220H51L52 218H50L47 222L48 223H43V224H45L44 226H45V228H47L46 230H45V228H44V226L42 225V224H39V227H38V225H35V223L37 222V223H39V221L38 220H40V221H43V220H41V219H39L38 217H35L33 220H31V221H29L28 222V225H29V227H31L33 224H34V228L36 229V226H37V229L39 230V228H41V227H43V229H44V231H42L43 229L41 228L39 231L37 230H34V229H32V232L34 233L33 234V238H31V240H29V241H31V243H32V245H33V247H34V250H38V247L41 249V251H42V256L41 257H39L38 259H37V263L38 264H42L43 262H45L46 260H48V262H49V264H71V263H75V261H76V263L75 264H106L107 262L106 261H108V259H105L106 257L107 258H109L108 257V254H112L114 251L113 250H115V249H117L119 246H118V244H119V241H124V240H128L130 237H132V238H134V236H135V238H137V236H140V237H138V238H141V234L143 233V232H153L155 229V232H154V234H156V233H158L159 234V232L161 231L162 233H160L159 235H161V238H162V235H164L167 239H165V238H163V240L165 241V240H167V242H169V243H167V242H165V243H167V249H170L169 250V252H170V254H173V253H175V255H177V257H182L183 256V259L182 258H180L181 259V261L182 260H185L186 258L188 259V258H192L191 260H193L195 257H196V254H197V257H196V259H194L193 261H195L193 264H197V262H196V260L198 259V264H202L203 262L202 261H204V263L205 264H245L243 261H245V262H248V263H251V261H248L247 260V258L251 255L249 252L251 251V250H249V248H251V244L249 245V242H251V240H252V242H254V240H256V239H258L259 238V236L257 235V232H256V230L257 229H261L260 227H258L259 225H261V222H263V219H264V217H262L261 215H264V212L262 213V211L264 210V199L263 200H261L262 198H260V195L261 194H263L264 193V189L262 188V187H264L263 185H264V144H261V143H259V144H256V146H255V144H254V142H252L251 140H245L246 139V137H244V135L241 137V132H243V131H245V130H243V129H245V127H246V125L248 124V123H250V120H251V118H252V120L251 121H253V119L255 118V116H256V118L258 117H260V115H258V114H261L263 111V109L262 108H264V106H261L262 104L264 105V83H263V80H264V76H263V74H264V72L262 73L261 72V70L262 69H259V68H263V65H264V63H262V60L261 59H263V57H264V54L263 55H261V52H262V50L264 49V37H263V35H264V29H263V23H264V8H263V10ZM25 12V13H24ZM71 12V13H70ZM85 12V13H84ZM132 12V13H131ZM135 12V13H134ZM160 12V13H159ZM162 12V13H161ZM206 12V11H205ZM83 13V14H82ZM134 13V14H133ZM138 13V14H137ZM204 13V14H203ZM35 14H37V15H35ZM40 14V15H39ZM44 14V17L42 16ZM50 16V17H52L53 16V20H52V18H50V17H48V15ZM51 14V15H50ZM52 14H54V15H52ZM73 16H72V15ZM123 14V15H122ZM142 16H144V17H142ZM166 14H167V16H166ZM174 15V16H170V15ZM45 15L47 16V18H45ZM122 15V16H121ZM133 15V16H132ZM134 15H137V16H134ZM182 15V16H181ZM58 16V17H57ZM85 16V17H86ZM125 16V17H124ZM176 16H177V18H176ZM28 17H32L31 19L30 18H28ZM37 17L38 18H42V19H40L39 21H38V19H37ZM57 17V18H56ZM73 17V18H72ZM123 17L125 18V20L123 19ZM141 17V18H140ZM44 18V19H43ZM55 18H56V20H55ZM135 18H137V20L135 19ZM145 18V19H144ZM27 19V20H26ZM33 19V20H32ZM37 19V21L38 22H41L40 24H42V25H38V22H34L35 20ZM46 19H48V20H46ZM58 19V20H57ZM87 19L88 20H86L88 23H89V25H88V23L85 21V23L84 24H87L86 26H85V28L87 27V29H86V32H87V34H86V32H82V34L81 35H83V36H81L80 35V37H81V39L79 38V37H77V39H75L74 41H72V48H73V52H76V53H79V55H76V57H74V58H71V59H69V62H70V66L72 67V69L74 70V72H80L83 68L85 69V68H88L90 65L91 66H93V65H96L97 66V63L95 62V61H91V62H89V63H86L85 65H83V62L85 61V58H87V57H89L90 59H93V60H99L98 62H101V60L102 59H100V58H104V56L103 55H101L103 52L101 51L102 50V48H101V50H100V52H99V46H101L100 44H102L103 43V41L101 40V38L103 37V35L101 34V32L100 31H98V28H94V27H92V26H90L92 23H93V21L92 20H94L93 19V17H92V22L91 21H89V19H91V17H87ZM132 19H134V20H132ZM44 20V21H43ZM50 20H52V21H50ZM126 21V22H124V21ZM144 21L143 23L141 22V21ZM166 20H168V22H166ZM180 20V21H179ZM198 20V19H197ZM48 21H50L51 22V26L49 25V22ZM59 21V22H58ZM134 21H136L135 23H134V25H135V27L134 28H131V26H128V25H133V23H129V22H134ZM189 21V20H188ZM46 22H48V23H46ZM122 22V23H121ZM138 22H141V24H140V26H139V23ZM177 22V23H176ZM53 23V24H52ZM127 23H128V25H127ZM138 23V26L136 25ZM161 23V24H160ZM164 25H166L167 26V24L168 23H170V25L169 26H167V28H165L164 29V27H162V25L163 24ZM167 23V24H166ZM261 24V30H259V27H258V24ZM36 26H35V25ZM45 24H46V26H47V24L50 26H48L49 28H51L50 30H49V28H47V27H43V28H46L48 31H46V29H43V33L44 34H42V26L44 25L45 26ZM149 24V25H148ZM171 25L172 26V29H174V28H176V27H174L175 25ZM53 25V26H52ZM82 25V24H81ZM133 25V26H134ZM149 27H148V26ZM30 26L31 27H33L32 29H30ZM160 28H159V27ZM233 26V25H232ZM234 26H235V24H234ZM244 26H246V25H244ZM34 27H36V29H34ZM38 27H39V29H38ZM92 27V28H91ZM139 27V28H138ZM163 29H162V28ZM174 27V28H173ZM54 28V29H53ZM94 28V29H93ZM126 28V30H124ZM137 28V30H135ZM140 28H142L143 30H141ZM159 28V29H158ZM168 28H169V30H168ZM237 27L235 26L234 28L232 27V29L233 30H230V32L231 31H236V30H238L239 31V29H236ZM241 28H243V27H241ZM256 28V29H255ZM95 29H96V32L98 31V32H100V35H99V33H96L95 32ZM118 29V30H119ZM146 29H148V31H146ZM163 30V32H161L162 30ZM235 29V30H234ZM36 30V31H35ZM38 30V31H37ZM52 30H54V33L52 34ZM87 30H89V31H87ZM94 30V31H93ZM139 30V31H138ZM158 30H160L159 32H161V33H159L158 32ZM256 30H258V31H256ZM31 31H32V33H31ZM46 31V32H45ZM62 31H63V34H62ZM71 31V32H70ZM129 31V32H128ZM132 32V34H131V32ZM144 31H146L145 32V37H144V39H146L147 37V34L146 33H148L149 32V35L151 34L150 32H152V33H154L153 34V37L152 38H147L146 40H144L143 38H141V37H143L144 36ZM155 31V32H154ZM27 32V33H26ZM34 32V33H33ZM36 32H39V33H36ZM40 32H41V34H40ZM50 32V33H49ZM70 32V33H69ZM135 32V33H134ZM233 32H231V34L233 33ZM36 33V34H35ZM89 33V34H88ZM126 33H127V35H126ZM138 33V34H137ZM142 33V35L143 36H141L140 34ZM238 33V32H237ZM33 34H35L36 35V37H35V35L33 36ZM39 36H38V35ZM47 34H51V35H47ZM61 34H62V36H61ZM45 35H46V38H48V39H46L45 38ZM72 35V34H71ZM85 35V36H84ZM87 35V36H86ZM125 35H126V38H125ZM149 35H148V37H149ZM152 35V34H151ZM156 35H158V37L156 38ZM235 35H236V33H235ZM68 36V37H69ZM129 36H131L130 37V39H129ZM163 36H166V35H164L163 34ZM209 36V35H208ZM52 39H51V38ZM67 37V38H68ZM72 37V36H71ZM84 37V38H83ZM134 37L135 38H139L140 37V39H138V40H141V39H143L144 41H137L140 45H138V43H136L135 41H134V44H131V41L133 42V40H134ZM167 37H168V35H167ZM173 37L175 38V39H173ZM210 37H212V35L210 34ZM32 38H33V40H32ZM133 38V39H132ZM12 39V40H11ZM14 39V40H13ZM102 39H104V38H102ZM116 39V40H117ZM123 39H126V40H123ZM155 39V40H154ZM42 40H43V42H46V44H44V43H42ZM46 40V41H45ZM49 40H51V41H49ZM119 40V39H118ZM130 40V41H129ZM137 40V39H136ZM170 40V41H169ZM173 40V41H172ZM174 40H175V42H174ZM192 40H194L193 38H190L189 39V42L190 43H194V41H192ZM212 38L210 39V40H208L207 42H209L208 43V47L209 48H207V45H202V47L203 48H207V50L208 51H206V53H207V55L208 56H213L214 54H212V53H215V54H217V55H215V56H217L218 57V55H219V58H220V56H221V59H222V57H224L225 56V49L224 48H226L225 46H224V43H225V40H223V41H219V40H217V41H215L214 43H213V46H215V48H213V46H212ZM255 40V41H256ZM54 43H53V42ZM63 41V42H62ZM101 41H102V43H101ZM171 41L173 42V44L171 43ZM32 42V43H31ZM35 42L37 43V44H35ZM65 42V43H64ZM93 42V43H92ZM116 42V41H115ZM116 42V43H117ZM123 42V43H124ZM129 42V43H128ZM144 42H146V43H144ZM152 42V44H150ZM207 42H205V43H207ZM224 42V43H223ZM6 43H3V44H6ZM51 43H53V47H54V49H53V47H52V44ZM68 43H70V40L68 41ZM126 43H128V44H126ZM177 43H178V41H177ZM223 43V44H222ZM21 44H23V45H21ZM35 44V45H34ZM49 44H51V45H49ZM56 46H55V45ZM64 44H66L65 46H67V47H65L64 48ZM149 45V46H147V45ZM161 44H163V45H161ZM171 44V45H170ZM25 45V46H24ZM37 45V46H36ZM41 47H40V46ZM49 46V47H52V49L51 48H44L45 46ZM117 45V44H116ZM127 45V46H126ZM143 45V46H142ZM164 45H166V46H164ZM221 45H223L224 46V48H223V46H221ZM16 46V47H15ZM34 46V47H33ZM103 46V45H102ZM101 46V47H102ZM126 46V47H125ZM139 46H141V47H139ZM162 47L163 46V48L165 47V49H163L162 48V50H160V47ZM173 46V47H172ZM217 46V47H216ZM12 47H13V45H12ZM39 47V48H38ZM128 47H131L130 48V50H129V52L127 53V48ZM157 47V48H156ZM159 47V48H158ZM178 47H179V50H178ZM210 47L213 49V52L211 53V49H210ZM219 47H220V51H219ZM9 48V47H8ZM71 48V49H72ZM203 48H201L202 50H200V52H201V54H202V57L203 56H205L206 55V53L204 52L205 51V49H203ZM218 48V52L216 53L215 52V50ZM247 48V49H246ZM35 49L37 50V51H35ZM41 49V50H40ZM176 49V50H175ZM246 49V50H245ZM251 49V50H250ZM258 49V50H257ZM14 50L16 51V52H14ZM39 50L40 51H42V53H39ZM48 50V51H47ZM52 50V51H51ZM97 50H98V52H97ZM118 50V51H119ZM122 50H120V51H122ZM135 50V51H136ZM140 50V49H139ZM210 50V51H209ZM223 50V51H222ZM25 51V52H24ZM85 51V52H84ZM134 51V52H135ZM252 51H254L255 52V54L254 53H252ZM258 51H260L259 52V54H258ZM20 54H22V55H19V53ZM22 52V53H21ZM36 52H38V55H39V57H38V55H36ZM102 52V53H101ZM161 53V56H160V53ZM205 54H204V53ZM209 52V53H208ZM223 52L225 53V54H223ZM264 52V51H263ZM262 52V53H263ZM25 53V54H24ZM101 53V54H100ZM221 53H222V55H221ZM249 55H248V54ZM17 54V55H16ZM43 54V55H42ZM130 54H131V52H130ZM185 54V55H184ZM211 54V55H210ZM256 55L257 57H255V56H251V55ZM40 55H42V57H40ZM101 55V56H100ZM260 55V56H259ZM15 56H17V57H15ZM37 56V57H36ZM51 56V57H50ZM103 56V57H102ZM172 56V57H171ZM207 56V57H208ZM262 56V57H261ZM18 57H20L19 59H17ZM49 57V58H48ZM162 57V58H161ZM174 57H175V59H178V60H175L174 59ZM178 57V58H177ZM255 57V58H254ZM260 57H261V59H260ZM43 58V59H42ZM51 58V59H50ZM158 58H160L159 60H158ZM213 58V59H212ZM212 58H210V60H209V58L207 59V61L206 60H204V58H201L202 60H204V62H205V66L208 64V63H210L209 64V66L211 65V62H212V65L214 64V66H210V67H218L219 66V64H216V63H214V62H217V60L219 61L220 59L219 58H216V57H212ZM16 59V61H14ZM183 59V60H182ZM223 59H225V57L223 58ZM258 59H260V60H258ZM9 60H10V62H9ZM175 60V61H174ZM179 60H181V61H179ZM201 60V61H202ZM238 60H239V62L241 61L240 60V57H238ZM5 63H4V62ZM23 61V64L25 63H28V64H26L25 66L24 65H22V63L20 64V62H22ZM179 61V62H178ZM223 61V60H222ZM261 62V64H260V62ZM10 64H9V63ZM157 62L159 63L158 65H156L157 64ZM180 63V64H177V63ZM204 62L203 63H201V65L203 66L204 65ZM206 62H207V64H206ZM1 63H4V64H1ZM8 64V65H6L5 66V64ZM19 63V64H18ZM30 63V64H29ZM219 63V62H218ZM12 64V65H11ZM19 66H18V65ZM175 64H177V65H175ZM258 64V65H257ZM9 65H11L12 67H10ZM21 65H22V68L24 67V73H22L23 72V70L21 69ZM179 65V67H178V72H177V74H176V76H175V73H176V69L174 70V68H177V66ZM195 65V64H194ZM200 65V64H199ZM16 66H18L17 68H16ZM175 66V67H174ZM205 66H203V67H205ZM208 66V67H209ZM246 66H248V67H246ZM261 66V67H260ZM16 68L15 70L13 69V68ZM20 67V68H19ZM156 69V71H155V69ZM168 67V68H167ZM201 67V68H200ZM10 68V69H9ZM13 69V70H12ZM20 69V71L18 72V73H16L18 70ZM51 69V70H50ZM193 69L196 71H193ZM204 69V68H203ZM172 70H173V72H172ZM206 70H208V69H206ZM153 71H154V73H153ZM159 71V72H158ZM255 71V72H254ZM14 73H16V75L14 74V76H13V74ZM51 72H50V74H51ZM155 72H156V74H155ZM167 72V73H166ZM194 72L197 74H202L201 75V77L202 78H196V81H195V79H193L194 78V76L195 77H199V75H197L196 76V74L194 75ZM201 72V73H200ZM95 73H96V78H95V84L90 88V89H86V90H83V89H81V88H77V90H73L72 91V93H71V95L69 96V98H67L66 99V101L64 102V103H58L57 102V106L59 107H57L56 106V108H57V110L59 109L60 111H61V115L59 114V116H60V119L58 120V118H57V113L54 111V109H53V113H51L52 115H56L55 117H56V121H55V123H57V125H55L56 127H54V129H52V130H50L48 133H46V135H45V137H44V139H43V141H45V143H48L49 144V146H50V143H52V141L54 140V139H56V141H58L57 142V144H61L62 142H66L65 140L66 139H70L69 137H73L72 135H75V130H76V132H78L77 130H78V128H77V126H75V124L76 123H74V120L72 121L71 119H73V115H74V111H76V110H78V108H79V110H80V108L83 106V102L84 103H89L90 104V102L91 103H93V101L95 100H98V97H100L99 99H101V96L102 95H104V94H106V89L108 88L107 86H109L108 84H106V82H104L105 80L104 79H102L103 78V76H102V74H101V69H100V67L99 68H97V71H95ZM166 75H165V74ZM168 73H170V74H168ZM187 73H189V74H187ZM191 73H192V76L193 77H191ZM8 74V75H7ZM12 74V76H10ZM53 74V73H52ZM205 74V75H204ZM262 74V75H261ZM157 75H159V76H157ZM173 75V76H172ZM190 76V79H189V76ZM5 76V77H4ZM9 76V77H8ZM155 76V77H154ZM165 76V77H164ZM171 76V77H170ZM175 76V77H174ZM188 76V77H187ZM207 76H208V78H207ZM261 76H262V78H261ZM33 77H35V79H33ZM164 77V78H163ZM167 77V78H166ZM174 77V78H173ZM205 77H206V79L207 80H205ZM5 78H7V79H5ZM46 78V79H45ZM142 78V77H141ZM144 78V77H143ZM171 78V79H170ZM172 78H173V80H172ZM32 79H33V82H32ZM148 79V78H147ZM147 79L145 80V84H147L146 83V81H147ZM183 79H185L184 81H183ZM199 79V80H198ZM201 79H203V81L201 80ZM31 80V81H30ZM36 82H35V81ZM142 80L143 79H140V80H137L136 82H137V84H136V86L137 85H139L140 83L142 84L143 82H142ZM158 80H160L161 82H158ZM168 80H171L170 81V84L168 83ZM260 80V81H259ZM6 81H7V83H6ZM139 81H141V82H139ZM149 81V80H148ZM163 81V82H162ZM206 81V82H205ZM31 82L32 83H34L35 84V90H33V91H35V93H33V91H31L30 89L32 88L33 89V87H34V84L32 85V87L30 86L31 85ZM59 81L57 80V78H53V84L54 83H56L55 84V86L56 85H58L59 83H58ZM139 82V83H138ZM184 82V83H183ZM198 82H200V84L198 83ZM205 84H204V83ZM208 82L210 83V85L208 84ZM211 82H212V84H211ZM28 83H30V85L28 84ZM144 83L142 84V85H139V88H140V90L138 89V91H139V93L140 94H142L141 92H143L144 90H145V87L143 88V91L141 90L142 88L140 87V86H144ZM162 83H163V85H162ZM188 83V84H187ZM203 83V84H202ZM44 84V85H43ZM51 84V83H50ZM50 84H48V85H50ZM160 84L159 85H156V86H160ZM165 84V85H164ZM182 84H185L184 86L182 85ZM133 85H135V83H133ZM133 85H131V87H133ZM172 85V84H171ZM186 85H188V86H186ZM204 85V86H203ZM10 88H9V87ZM27 86H29V87H27ZM126 86L128 87L129 86V84H127L126 83ZM147 86V85H146ZM156 86L155 85H151V88L153 87V88H155L154 90H158L159 88L161 89V88H163V87H157L156 88ZM165 86H166V88H165ZM168 86V87H167ZM181 86H182V89H181ZM198 86H199V88H198ZM201 86H202V88H204V89H202L201 88ZM126 87V88H127ZM138 87V86H137ZM185 87H187V90L185 91L184 89H185ZM197 87V88H196ZM205 87H206V89L208 90V91H211V92H206L207 90L205 89ZM10 90H9V89ZM5 89H7V92H4V91H6ZM26 89V90H25ZM37 89H38V91H37ZM132 89V88H131ZM146 89H150V86H148ZM159 89V90H160ZM181 89V90H180ZM194 91H192V90ZM3 90V91H2ZM20 90H24L25 92H20ZM28 90V91H27ZM30 90V91H29ZM55 90H57L58 92L61 90L60 88H56ZM128 90H129V88H128ZM147 90V91H148ZM151 90H153V89H151ZM150 90V92H151V94H152V96L155 94L153 91H151ZM158 90V91H159ZM182 90H184V91H182ZM27 91V92H26ZM133 91V90H132ZM134 91H136L137 92V90H136V88H134ZM134 91L132 92V93H134ZM141 91V92H140ZM187 91H191L189 94L191 95H189L188 93H186ZM4 92V93H3ZM9 92H12L13 94H11V96H13V99H12V97L10 96V93ZM20 92V93H19ZM28 92H29V94H30V92L32 93L31 94V96L30 97H32L33 95L35 96V99H34V97H32V98H30L28 95ZM36 92H37V94H36ZM39 92H40V94H39ZM42 92H43V94H42ZM128 92V91H127ZM135 92V93H136ZM182 92V93H181ZM24 94L23 96L25 97V99H26V97L28 96V101H25L26 102V104H25V102H24V100L22 101V105H23V108H22V106H21V104H20V102H21V97H23L22 95L20 96H15L16 94ZM129 93H131V90H130V92ZM135 93H134V95H135ZM143 93H146V92H143ZM194 93V94H193ZM36 94V95H35ZM58 94V93H57ZM139 94V95H140ZM187 94V95H186ZM10 96V97H8V96ZM38 95V96H37ZM139 95H136V96H134V97H137V98H140V97H138ZM144 95V94H143ZM146 95H150L149 94V91L145 94V97H146ZM178 95H180V96H178ZM204 95V96H203ZM39 97V98H37V97ZM18 97H19V99H18ZM23 97V98H24ZM91 97L93 98V99H91ZM145 97H143V96H141V98H145ZM191 97V98H190ZM8 98H9V100H8ZM22 98V99H23ZM140 98V99H141ZM149 98V101L148 102H152V104H150L149 105V107H145L144 108V111H146V113L147 112H149V111H151V110H149V108L151 109V107L153 106V108L155 107L154 105H156L157 106V104H155V101H156V97H155V99L154 98H150V96H148V97H146V99H148ZM173 98H175V97H173ZM4 99H7V100H5V101H10V99H12L11 101H10V103L13 105L14 103H13V100L16 102L17 101V99L19 100V104H20V106H18V107H16L17 109H14V106H12L11 104L10 105H7L8 106V110H7V106H6V108H5V102H4ZM37 99H39V100H37ZM145 99V100H146ZM151 99V100H150ZM153 99V100H152ZM35 100H37L38 101V103H37V101H36V103H34L35 102ZM261 100V101H260ZM31 101L33 102V104L31 103ZM88 101V102H87ZM211 101V102H210ZM214 101H216V102H214ZM248 103H247V102ZM263 101V102H262ZM97 102V101H96ZM7 104H9V102H6ZM30 105H29V104ZM95 103V102H94ZM185 103H187V104H185ZM261 103V104H260ZM19 104H17V103H15L14 105L16 106V105H19ZM24 104L25 105H27L26 107L24 106ZM37 104V105H36ZM42 104H44V105H42ZM154 104V105H153ZM253 104V105H252ZM169 105H171V104H169ZM188 105V107H186V106ZM206 105H208V106H206ZM36 108H35V107ZM38 106H40V107H38ZM101 105H100V101H98V107H100ZM151 106V107H150ZM248 106H251V110H250V107L249 108H247ZM252 106H253V108H252ZM31 107V108H30ZM50 107V108H49ZM157 107H159V105L157 106ZM157 107H155L154 109L157 111L158 109H157ZM186 107V108H185ZM259 107H261V108H259ZM19 108H21V109H19ZM25 108L26 109H29V110H25ZM152 108V109H153ZM247 108V109H246ZM25 110L24 112H22L23 110ZM201 109H199V111H201ZM260 109H261V111L262 112H260ZM4 110H7V111H4V113H3V111ZM10 110V111H9ZM33 111V112H31V111ZM47 110V111H46ZM59 110H58V113H59ZM72 110H74V111H72ZM207 110V109H206ZM248 110V111H247ZM9 111V112H8ZM16 111V112H15ZM17 111H18V113L20 114V112H22V116H17L18 115V113H17ZM27 111L29 112H31V116L30 117H25V118H23V114H27ZM40 111V112H39ZM45 111L47 112V113H45ZM243 111H246V112H243ZM8 112V116H7V114L6 115H4L5 113H7ZM38 112H39V114H41L42 116L40 117V115H38V117H37V114H38ZM43 112V113H42ZM73 112V113H72ZM77 112V111H76ZM197 112H198V110H197ZM202 112V111H201ZM34 113H35V115H34ZM50 115V114H49ZM246 115V116H245ZM253 115V116H252ZM262 115V114H261ZM1 117H2V119H1ZM7 117V118H6ZM19 117H22L23 118V121L27 118V120H26V123L24 124V123H18L17 124V122H19L20 121V119H21V121H22V118H20V119H17V118H19ZM32 117V118H31ZM40 117V118H39ZM247 118V123H245L246 122V118ZM251 117V118H250ZM8 118H9V122H10V126H11V128H10V126L8 125V121L6 122V119L8 120ZM38 118V119H37ZM249 118V119H248ZM38 120H40V121H38ZM194 120H197L195 123H193V121ZM205 120L207 121L208 119H206L205 118ZM245 120V121H244ZM248 120H249V122H248ZM211 120H209L208 122H210ZM238 122V125H237V122ZM13 122H14V124H13ZM37 122V123H36ZM204 122V121H203ZM244 122V123H243ZM205 123H207V122H205ZM12 124L14 125V127H15V125L17 124V125H19V129H18V127H17V125H16V127L15 128H13V126H12ZM23 124H24V127H23ZM186 124V123H185ZM201 124V125H200ZM8 125V126H7ZM38 125H40V126H38ZM216 125V126H215ZM21 126L24 128V129H21L20 130V128H21ZM38 126V127H37ZM201 126V127H200ZM203 126V127H202ZM238 126V127H237ZM245 126V127H244ZM5 127H7V128H5ZM9 127V128H8ZM80 125H79V130H80ZM218 129V132L215 130L216 128ZM244 127V128H243ZM30 128H32V130L30 129ZM203 128V129H202ZM6 130V132H5V130ZM8 129H10V130H8ZM19 131H18V130ZM26 129H29L28 131L29 132H27V130ZM70 129V130H69ZM130 129V130H129ZM2 130H4V131H2ZM38 130V131H37ZM95 130H96V128H95ZM243 130V131H242ZM3 132V133H2ZM5 132V133H4ZM25 132H27V133H25ZM227 132H229L228 134H227ZM263 132H264V128H263ZM70 133V134H69ZM134 133H136L135 135H137V137H135L134 135V137H132V135L131 134H134ZM2 134V135H1ZM6 136H5V135ZM9 134V135H8ZM129 134V135H128ZM183 134H185V135H183ZM232 134V135H231ZM235 134V135H234ZM238 134V135H237ZM259 134H261V133H259ZM65 135H68L67 137L65 136ZM220 135V134H219ZM237 135V136H236ZM240 135V136H239ZM4 136L6 137V138H4ZM9 136H12V137H10L9 138ZM127 136V137H126ZM129 136H131V139H130V137ZM8 137V138H7ZM14 137L16 138V139H14ZM180 137V138H179ZM184 137V138H183ZM263 137H264V134H263ZM127 138V139H126ZM135 138V139H134ZM139 138V139H138ZM222 138H225V140L224 139H222ZM238 138V139H237ZM241 138V139H240ZM129 140V141H126V140ZM230 139H233L234 141H232V140H230ZM60 140V141H59ZM62 140H64V141H62ZM141 140V141H140ZM173 140V141H172ZM240 140V141H239ZM264 140V139H263ZM18 141V142H17ZM236 141V142H235ZM242 141V142H241ZM249 141H251V142H249ZM223 142H224V144H223ZM240 142V143H239ZM15 143H18V145L17 144H15ZM141 143H142V145H141ZM219 143H221V144H219ZM251 143H253L254 145H252ZM47 144V145H48ZM140 144V145H139ZM243 144V145H242ZM260 144H261V146H260ZM10 145H14L12 148H9V147H11ZM31 145H29V149H31L32 147H31ZM245 145H247V147L245 146ZM252 145V146H251ZM142 147L141 149L142 150H140V147ZM255 146V148H254V150L256 149H258L257 151L260 153V149H263L262 150V152L259 154V156H258V153H257V151H254V153H256L255 155H257V156H255V155H251V153L253 154V150H251V148L253 149V147ZM258 146H260V147H262V148H260V147H258ZM27 147V146H26ZM258 147V148H257ZM8 148H9V150L11 151V154H9V155H11V157L10 158H12V161L9 163V155H5V154H7V150H8ZM28 148V147H27ZM56 148H58V146L56 147ZM143 148H144V153H143ZM260 148V149H259ZM7 149V150H6ZM12 149H13V151H12ZM17 150H15V152H16ZM59 151H60V148H59ZM139 153H138V152ZM251 151V152H250ZM6 152V153H5ZM13 152V153H12ZM4 154V155H3ZM147 154H149V155H147ZM247 154H250L251 155V157H254L255 156V158H251V157H249L250 155H248V156H246ZM263 154V155H262ZM6 156V157H5ZM5 159H4V158ZM133 157V158H132ZM261 158V159H260ZM4 159V160H3ZM129 159H131L130 161H129ZM132 159H134V160H132ZM250 159V160H249ZM252 159H255V160H257V162H254L255 160H252ZM259 159V160H258ZM144 160V159H143ZM252 160V161H251ZM261 160V161H260ZM122 161V162H121ZM133 161H134V163H133ZM259 162V164H258V166L256 165L257 163ZM252 163V164H251ZM255 163V164H254ZM4 164H5V166H4ZM8 164H10V165H8ZM122 164V165H121ZM127 164V165H126ZM135 164V165H134ZM254 164V165H253ZM145 167H144V166ZM251 165V166H250ZM81 166V167H80ZM84 166H86V167H84ZM254 167V169H253V167ZM256 166V167H255ZM262 166V167H261ZM250 167H251V169H253V170H251L250 169ZM258 167V168H257ZM260 167V168H259ZM8 168V167H7ZM93 168V169H92ZM258 170H257V169ZM135 169H136V171H135ZM150 169V168H149ZM243 169H245L244 171H243ZM259 169H262L263 170V173H262V175H261V171L259 170ZM3 170H5V171H3ZM70 170V169H69ZM91 170H92V172H91ZM257 170V171H256ZM139 171V172H138ZM5 172V173H4ZM143 172L145 173V174H143ZM147 172V173H146ZM151 172V171H150ZM257 172V173H256ZM3 173V174H2ZM136 174V176H135V174ZM240 173V174H239ZM90 175V176H89ZM131 175H132V177H134V179L131 177ZM141 175H143V179H142V176ZM145 175V176H144ZM148 175V176H147ZM152 175V174H151ZM178 173H176V174H174V175H172V174H168L167 173V176H172V177H175V178H173V180H177V178H179L178 177ZM240 175V176H239ZM258 175V176H257ZM137 176H139L140 178L138 179L137 178ZM262 176V177H261ZM150 177H151V179H150ZM256 177V180L254 179ZM236 178V179H235ZM132 179L138 184V182H139V180H140V183L142 184H140L141 186H138L137 185V187L136 188H138V187H141L140 188V190L141 191H139V192H142L140 195V197L138 198L137 196H134V195H136L137 193L136 192H134L135 190L134 189H136V188H134V186H133V184H135V182L134 181H132ZM136 179H137V181H136ZM110 180V181H109ZM120 180H121V183H120ZM172 180V181H173ZM248 180V181H247ZM143 181V182H142ZM147 181V182H146ZM178 181V180H177ZM134 182V183H133ZM242 182H244V185H242ZM253 183V184H251V183ZM124 185H126L127 187H124ZM136 185V184H135ZM146 185V186H145ZM169 185V184H168ZM171 185H169V186H171ZM178 185H181L179 182H178ZM246 185V186H245ZM145 186V187H144ZM242 186V189L240 188ZM246 187V188H245ZM248 187V188H247ZM91 188L93 189V190H91ZM170 188V189H169ZM179 187L177 186V188H175V190L176 189H178ZM96 189V191H94ZM169 189V190H168ZM186 189H188V188H186ZM241 189V190H240ZM60 192H67V193H69L70 191H68V187H66V185H64V184H62V186L60 187ZM63 190V191H62ZM129 190H131V191H129ZM133 190V191H132ZM139 189H137V191H138ZM151 190H152V192H154V194L152 195V194H150L151 193ZM179 190V189H178ZM233 190V191H232ZM242 190H245V191H243L242 193H245L246 195H244V194H242V193H240ZM249 190V191H248ZM94 193H93V192ZM165 193H164V192ZM232 191V192H231ZM246 191H248V192H246ZM129 192H131V194L129 193ZM96 193H98L97 195H96ZM129 193V194H128ZM134 193V197L137 199V201L135 200V198L133 197V199H134V203H137L136 205H134L133 207L134 208H132L131 206L133 205V199L132 198H130L129 196H131L132 194ZM253 193H255V194H253ZM90 194V195H91ZM190 194H191V196H190ZM170 195V196H169ZM229 195H230V197H229ZM231 195H233L234 197L232 198L231 197ZM127 196H128V198H127ZM241 198H240V197ZM245 196V197H244ZM255 196H256V198H255ZM171 197V198H170ZM243 197L245 198L244 200H243ZM247 197H249V198H247ZM27 199H28V201L29 200H31V198H29V197H26ZM97 198V197H96ZM131 200H130V199ZM141 198V199H140ZM209 198H210V202H209ZM102 199H104V198H102ZM139 199V200H138ZM185 199V200H184ZM192 199V200H191ZM195 199V200H194ZM206 200L207 202H205V203H200V200ZM230 199V200H229ZM242 199V200H241ZM181 200V201H180ZM199 200V201H198ZM259 200H260V202H259ZM27 201V200H26ZM26 201L24 202V206L25 207H27V205H26ZM125 201V202H124ZM180 201V202H179ZM130 202H132V203H130ZM179 202V203H178ZM230 202V203H229ZM254 202V203H253ZM146 203V204H145ZM252 203V205L250 206V207H247L249 204H251ZM121 204V205H120ZM132 204V205H131ZM230 205V209H232V208H234V210H236V212L238 213V215H240V216H238L239 217V221H237L236 219V212L235 211H233V210H229L228 209V207H225V205L226 206H229ZM256 206H255V205ZM258 204V205H257ZM86 205H87V207L88 208H86ZM119 205H120V207H119ZM109 206H111V207H109ZM116 206V205H115ZM115 206H113L114 207V210H115ZM138 206H139V208H138ZM220 206H222V209H219L218 207H220ZM233 206V207H232ZM80 208H81V206H79ZM112 207V208H113ZM122 207V208H123ZM214 208L215 210L216 209H218V211H219V213L217 212V210L215 211V210H213V209H210L209 211H211V210H213L212 212H210V214H216L215 216L213 215H211L212 217L211 218H213V220H210V216H206V213H208L207 211V209H209V208ZM253 207V208H252ZM116 208V209H117ZM135 208H138L137 209V212L138 213H134L135 211H136V209ZM158 208V209H157ZM203 208V209H202ZM249 208V211H248V214L247 215H245V210H247ZM134 209H135V211H134ZM151 210V212H150V210ZM84 210V211H83ZM190 210H191V213L193 214V219L191 218L192 216V214H190ZM197 210H198V212H197ZM205 210V211H204ZM226 210H227V212L228 213H226V215L224 216L222 213H225L226 212ZM79 211H81V213L83 214V216H81V213L79 212ZM185 211V212H184ZM187 211H188V213H187ZM192 211H194L195 213H193ZM201 211H202V213H203V216H202V214H201ZM221 211H222V213H221ZM100 212H104L103 213V215L104 216H102V213H100ZM107 212V211H106ZM184 215V216H186V217H182V214ZM204 212H206V213H204ZM216 212V213H215ZM135 214V215H132V214ZM185 213L187 214V215H185ZM200 213V214H199ZM231 213V214H230ZM239 213H241V214H239ZM262 213V214H261ZM91 214H93L92 216H91ZM138 214V215H137ZM197 214V215H196ZM205 214V215H204ZM221 214H222V216H221ZM232 214H234V216L232 217L233 219H235V220H232L231 218H230V216H232ZM106 215V216H105ZM137 215V216H136ZM174 215V216H173ZM194 215H196V216H194ZM198 215H200V216H202V217H200V216H198ZM208 215V214H207ZM217 215H219L220 216V218H219V216H217ZM229 216V219H231V220H229V222H227L226 220H228V216ZM66 216V217H65ZM85 216H87L86 218H83V217H85ZM118 216V215H117ZM132 216H134L136 219H134V217H132ZM178 216V218L176 219V217ZM188 216V217H187ZM191 216V217H190ZM218 218H217V217ZM227 216V217H226ZM241 216H242V219H241ZM79 217V218H78ZM82 217V218H81ZM95 217V218H94ZM175 217V218H174ZM196 217H198V219H202L201 221L200 220H198V219H195ZM200 217V218H199ZM203 217H205V219H207V220H204V218ZM225 217L227 218V219H225ZM98 218V219H97ZM115 218V217H114ZM215 218H216V220L218 219L219 221H220V223H217V221H215ZM86 219V220H85ZM157 220L158 219V223L155 221V220ZM159 219L160 220H162L161 222H159ZM167 219V220H166ZM190 219H192V221L190 220ZM222 219H225L224 221H222ZM37 220V221H36ZM56 220V221H55ZM88 220V221H87ZM203 220L205 221V223L203 222ZM91 221L93 222V223H91ZM103 221V222H102ZM110 221V222H109ZM197 221V222H196ZM202 223V225H201V223ZM207 221H209L208 222V224L210 223V222H212L211 223V225L213 226V227H210L209 228V225L207 226L206 225V222ZM216 223H215V222ZM226 221V222H225ZM230 221H231V223L233 222L234 223V225H233V223L231 224L230 223ZM240 221H242L241 223H240ZM163 222V224H161ZM166 222V223H165ZM180 222H181V224H180ZM222 222V223H221ZM237 222L240 224V225H238L237 224ZM244 222V224H242ZM96 224V227H95V224ZM105 223V224H104ZM191 223H192V225H191ZM197 223H198V226H197ZM199 223H200V225H199ZM224 223V224H223ZM228 224V226H227V224ZM229 223H230V225H229ZM236 223V224H235ZM47 224V225H46ZM78 224H79V222H78ZM83 224H84V226H83ZM87 226H86V225ZM99 224H101V226L100 227H98L99 226ZM120 224H122L120 227H122V230H118V228H120L119 227V225ZM204 224V225H203ZM214 224V225H213ZM108 225V226H107ZM210 225V226H211ZM227 226V229H232L231 231H234V232H232V233H234V235L233 234H231V231H228L226 228V230L224 229V226ZM233 225V228L232 227H230V226H232ZM237 225V226H236ZM242 225H244V226H242ZM106 226V227H105ZM130 226V227H129ZM136 226V227H135ZM149 226H151V228L149 227ZM201 228H200V227ZM204 226H206L205 227V229H204ZM234 226H236L237 228L235 229L234 228ZM239 226V227H238ZM240 226H241V228H240ZM78 227H79V225H78ZM93 227V228H92ZM95 227V228H94ZM110 227V228H109ZM125 227V228H124ZM135 227V228H134ZM262 227H264V225L262 226ZM33 228V227H32ZM84 228V229H83ZM123 228L125 229V230H123ZM132 228H134V229H132ZM138 228V229H137ZM145 229V231H143L144 229ZM197 228L200 230V232H201V230H203L202 231V233L203 234H201V236L199 235V231L197 232ZM207 228V229H206ZM240 228V229H239ZM31 229V228H30ZM93 229V230H92ZM110 231L109 232V235H112L111 237H113L112 239H111V237L109 236V238H108V235H105L104 234V231ZM130 230V231H128V230ZM135 229H137V230H135ZM147 229V230H146ZM154 229V230H153ZM208 229L210 230V234L212 233V230H214L213 231V233H212V235L214 236V237H211V239H212V242H211V240H209L210 239V237H209V233H207V231H208ZM216 229V230H215ZM238 229V230H237ZM241 229H242V232H241ZM83 230V231H82ZM152 230V231H151ZM224 230H225V232H224ZM262 230V229H261ZM41 231L43 232L42 234H40L41 233ZM80 231L77 233V234H80ZM94 231V232H93ZM96 231V232H95ZM106 231V232H107ZM118 231L120 232V233H118ZM121 231H125L124 233H125V235L121 232ZM135 233H134V232ZM143 231V232H142ZM163 231H164V233H163ZM196 231V232H195ZM216 231V235H215V232ZM227 231H228V233L230 234V239L228 238V236H226L227 234ZM237 231V232H236ZM18 232H23V231H18ZM17 232V233H18ZM40 232V233H39ZM90 232V233H89ZM140 233V235H139V233ZM197 233V235L195 236V233ZM223 232H224V234H223ZM239 232H241V234L239 233ZM249 232V233H248ZM121 233H122V235H124L123 237H121ZM133 233V234H132ZM193 235H192V234ZM222 233V234H221ZM236 233L237 234H240L241 236H237L236 235ZM96 234V235H95ZM108 234V233H107ZM136 234H137V236H136ZM206 234H207V236H206ZM218 234L220 235V236H218ZM226 234V235H225ZM228 234V235H229ZM18 235H21V233H18ZM29 235H32V233H29L28 235H26V236H24V234H23V237L22 238H20L19 240H18V242H20V243H24V242H28V239H29ZM82 235V236H83ZM95 235V236H94ZM157 235V234H156ZM198 235H199V237H198ZM221 235H224V236H221ZM242 235H243V237H242ZM250 235V236H249ZM77 236H79V235H77ZM121 238H120V237ZM191 236V237H190ZM204 236V237H203ZM216 236H218L219 237V239H218V241L216 242V240H217V237ZM93 237H94V239H95V242H92V240H94L93 239ZM190 237V238H189ZM195 238V241L197 242L198 241V243H195V241H193V239ZM203 237V238H202ZM207 237V239L206 240H204L205 238ZM215 237H216V239H215ZM227 237V238H226ZM231 237H233V238H235L234 240H235V242H234V240L233 241H230V240H232L233 238H231ZM128 238V239H127ZM132 238H130L129 240H131ZM191 238H192V240H191ZM196 238H198V239H196ZM200 238V239H199ZM98 240V244L96 243V241ZM101 239H104V241H105V243H108V242H110V240H114L113 242H111V244L109 243V244H104L103 245V242H102V240ZM203 239V240H202ZM214 239V240H213ZM228 239V241L229 242H231V243H227V240ZM106 240H108V241H106ZM128 240V241H129ZM133 240H135V239H133ZM183 241V242H182ZM189 241V242H188ZM94 243L93 245H95V243L97 244V246L95 245L94 247L92 246V244H90V243ZM185 242V246H186V242H187V246L185 247L184 245L182 246V244ZM190 242H192V243H190ZM195 244H194V243ZM117 243V244H116ZM173 243H175V245L173 244ZM192 244V246L190 245V247H189V244ZM217 244V246H215L216 244ZM115 244V245H114ZM146 244V243H145ZM148 244V243H147ZM169 244V245H168ZM213 244V245H212ZM234 244V245H233ZM110 247H109V246ZM113 245H114V247H113ZM118 247H117V246ZM38 246V247H37ZM76 246V245H75ZM115 246H116V248H115ZM121 246V245H120ZM170 248H169V247ZM175 246V247H174ZM184 247V249L183 248H181V247ZM250 246V247H249ZM76 247H78V245L76 246ZM82 246L80 245V248H81ZM87 247H89L88 249H87ZM98 247V248H97ZM101 247H103V248H107V247H109V249L107 248L106 250H104V251H101V250H103V248H101ZM113 247V248H112ZM234 247V248H233ZM75 248V247H74ZM96 248V249H95ZM58 249H59V252H58ZM111 249H113V250H111ZM143 249V248H142ZM181 250L182 252H183V255H181V253L179 252V250ZM183 249V250H182ZM90 250V251H89ZM118 250V249H117ZM116 250V251H117ZM143 250H146V252L145 251H143ZM143 250H141L140 249V251H141V254L139 253V255H140V259H139V261H140V263L138 262V260L136 261V263H138V264H156L155 262H156V259H154V258H152V256L150 255V253H149V251H150V248L149 249H146V248H144ZM178 250V251H177ZM189 250V251H188ZM191 250V251H190ZM56 251L58 252V253H56ZM89 251V252H88ZM93 251H95V252H93ZM100 251L102 252L101 254H100ZM249 251V252H248ZM80 252V253H79ZM91 252H93V253H96V254H94V257H96V259H94V257H93V254L91 253ZM189 252V253H188ZM14 253H15V250L13 249V247H12V245L10 244V243H4V244H0V261H4V260H7L9 257H11V256H14ZM73 253H75V257H74V255H73ZM188 255L187 257L185 256L186 254ZM83 254V255H82ZM87 254V255H86ZM92 254V255H91ZM99 254H100V256H99ZM102 254H104V255H102ZM191 254H193V256L191 255ZM85 255V256H84ZM91 255V256H90ZM96 255V256H95ZM105 255H107V256H105ZM199 255V256H198ZM78 256V257H77ZM79 256H80V258H79ZM81 256H83V257H81ZM104 256H105V258H104ZM148 256V257H147ZM151 256V257H150ZM190 256V257H189ZM88 257V258H87ZM111 257V256H110ZM150 257V258H149ZM184 257H185V259H184ZM84 258H85V260H84ZM87 258V259H86ZM94 259L93 260V262H91L92 261V259ZM204 258H206L207 260H205ZM230 258V259H229ZM58 261V262H56V263H54L55 261ZM89 259V261H90V259H91V261L89 262V261H86V260H88ZM105 259V260H104ZM148 259V260H147ZM152 259H154L155 260V262H154V260H152ZM204 259V260H203ZM244 259V260H243ZM75 260V261H74ZM96 260H98V262L97 263H95L96 262ZM86 261V262H85ZM104 261V262H103ZM152 261V262H151ZM192 261V262H193ZM70 262V263H69ZM144 262V263H143ZM202 262V263H201ZM208 262V263H207ZM203 263V264H204ZM247 263V264H248ZM254 263H257V264H264V257H262V258H260V260H256V262H254ZM122 264V263H121ZM123 264H127V263H123Z\"/></svg>",
  "mask_w": 264,
  "mask_h": 264
}]
</instances>
